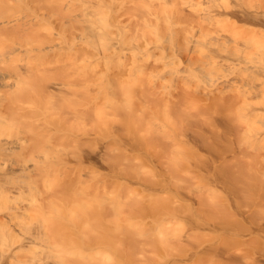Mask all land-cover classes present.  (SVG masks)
<instances>
[{
  "label": "rangeland",
  "instance_id": "rangeland-1",
  "mask_svg": "<svg viewBox=\"0 0 264 264\" xmlns=\"http://www.w3.org/2000/svg\"><path fill=\"white\" fill-rule=\"evenodd\" d=\"M16 1L15 0L13 2L10 1L9 4L12 5V10H11V12H5L4 14L2 12L3 15H0V19H1L0 23L3 20H5L4 21L5 23L7 22V25L9 24L8 21H11V22L13 21V23H14L15 22L14 21V16L15 15L17 16L18 13H19L20 21L22 19V21L24 20L25 22H30V21H32V19L36 20L37 18H40V17L43 16V17H46V19L48 20V23L44 22V24H42V27H40V29L38 30V33L39 32L40 33L39 34L35 33L38 36H40L41 33L46 34L45 38L43 37L44 35L42 36L45 40L42 37L40 38V37L37 36V40H36L37 42L39 41V43H40V40L41 39L43 40V43L41 42L40 45H39L40 47L38 46V44H39L38 43L37 46H35V48H33V46H34L33 44L35 43V45H36V42H34V43L32 42V40L34 41V39H35L34 37H31V38H34V39H31L29 36L26 37L27 35H23L24 40H26L25 44L22 43V42H24L23 39H20L22 41L19 44V38H21L20 36L17 37V38H10L8 35L7 36L6 35H2V36L0 35V37L3 38V39L0 38V63H2L3 61H7L8 62V61L11 60V62H9V64L12 67H14V68L15 67L16 68L19 67L18 71L15 70L16 68L14 69L15 72H16V75H17V72L19 74L21 73L17 81L18 82L19 81L22 82V79L25 80V82H22V83L19 82L18 83L19 86L21 85L20 89L19 88L18 89L14 88L15 87V83H14L15 80H14L13 77L16 76L14 74L15 73L14 70L12 69V67L10 68V65L9 64L7 65V63H4V64H6V65H4V67L1 64V66H0V71H1L0 72V102L3 101L4 103L2 102L0 104V220H2V222L0 223V225H1L0 226V264H3L5 262V259H7V257L13 252H14L13 255L16 256L15 260L19 261L20 263L23 262L24 264H26V263L27 264H34V263H37V264H79V263L88 264L89 262H91L92 264H97V262H98V264H112V263L113 264H133L132 262H134V263L137 262L135 264H140L142 262L144 263V261H145L146 264L147 263L148 264H159V263H161V264H171L173 258L175 259V258H177V257H179L181 255V254H179L180 253V249L178 250L179 244L177 243V239H178L179 235H181V234L183 235L185 233L188 220L191 219L192 217H194V214H196L197 212L198 213L200 212L199 211L200 209L198 210L199 207L196 206L197 204H194L193 210H188V213H190V216H191V212L193 214L191 217L189 216L188 219L185 218V217L188 216L187 213L185 215V211H186L185 210V211L181 212L182 214H180L181 216L178 218L179 220L175 219L174 222H172L170 224L168 223L169 226L166 224L165 228L167 229V231H166V229L163 226H161V227H163V231H162V229H159V230H161L163 232V234L161 233V236H160L159 231H158L159 234L158 233L155 234V235L158 234V236H159L160 240L158 239V236L156 237L157 240H159L158 243L154 242L156 240V239H154V237H155L154 235H153L154 237L153 236L149 237V234H150L149 233L148 237H147L148 231H143V229L146 226H148V225H149L148 227L151 228L153 225L150 226V223H153L154 221H155L153 223L154 225H163V224H159L160 220H161V217H159V215L162 216L161 214H163L165 212V209H162L163 211L160 210V209H155V211H153V213H152V211H150L149 214L150 215L154 214L153 217H151V216L150 217H148V216L146 217V215H149V214H146L145 212H148V211L143 212L145 214H142V212H141L140 215L139 214L137 215L136 213H134V215L136 214V216L132 215V216L129 217V215H127V218L125 217L123 219L121 217L118 220V223L120 222L121 225H122V226L120 225V228H122V229L125 228L126 230H128L129 228L127 226H129V225L128 224L125 225V222L126 223H128V222L130 223V221H131V223H130L131 226H129V227L132 228V229L133 228H135V229L137 228V232H135V233H136V235H138V236L140 235V236L137 237L138 240L136 239V241H137V243H139L138 241L143 242L142 244L139 243V246L141 245L140 249H139V246H138L137 243H135V244L133 243V245H135V248L130 247V246H132L131 242L134 241V239L131 240V242H130L131 244H129L130 246H128V242L127 241L126 242L125 241L124 242H112V240L110 238L113 237V234H115V232L114 233H112V232H113V230L115 231L117 229L115 224H114L115 227L112 224V226L115 228L114 229L111 226V223H110V226L112 227L113 230L112 229L109 230L111 227L108 228L109 222L107 220H105L106 217H104V223L106 225L103 226V227L105 229L103 227H99L100 224L98 223V221H99L100 218L99 219L97 218V216H99V215L97 214L94 217L95 213L94 214L92 213L93 215L92 214L91 215H92L93 219H91L92 220L91 227H90V225H89V227H87L88 231H86V233L83 236L77 237L78 235H76L74 237L80 243L79 245H77L74 242L76 244V246H75L73 241H71V238L67 239V238L70 237L71 229L69 228L68 224H67V226H68L67 228L65 226L67 220L70 223L73 220L72 218H71L72 220H69L70 218H68L69 217V212L71 211V209L68 210V208H70L71 205L73 206L72 203H69V201L71 199L68 196V189L69 188H67V194L65 192H63V191H66V190H63L64 187H63V189L61 188L63 190L62 193H61V191H56V190H59L60 185L61 186L64 185L62 183H65L66 180L67 181L71 180L72 178H74L76 176L75 173H79V172L80 173L83 172L81 174H82L84 180L85 181L87 180V183L89 181L90 182L91 181L95 182L96 179H100L99 177H101V179L104 178L105 181L107 180V185H105V187L103 188L104 190L102 189V191L100 193H98V194H95V192L92 193V191H90L89 192V194H91L90 198L88 199V198H86L87 197L86 196V197H84L82 199L83 201L90 202L92 204V205L91 204L88 205L89 209H90V206L95 207V204H98V203H101V202L109 203V202H113L114 200L115 201L116 200L117 201L120 200L121 203L124 202V203H122L123 205H125V206L129 205L127 207H131V208L135 209L133 206H135L138 203L139 199H141L144 196V195L142 196V193H145V190L143 188H145L146 185H148V183H146V181L152 182L153 180H150L152 178L153 179L157 178V180L159 178L160 179H167L168 182L167 181L166 182L169 184L170 187H172V189L176 186L173 190L169 191L170 193L173 192V193H171L172 196L169 194V192H165L167 195L164 193V195H165L164 196L163 193H161L162 196L160 194L159 195L160 198L161 197L162 198L165 197L164 198L165 201H166V199H169L167 201L173 200L174 198L177 199V197H176L177 195L175 197H173L175 194H177L176 190H182L183 189V192H185V191L188 192L187 189L190 188V186H192L191 183H190V182H192V180H195L194 181L195 184L193 182H192V184H194V185L197 184L196 188L201 187V186L204 187L208 183V181H210V179H211V178L209 179V177H210L209 174H210L211 177L214 178L216 176L217 179H219L221 177L222 178L224 177L223 180L221 178L219 181H217V182H220V184H221V187H219V190L221 191L222 194H224V195L221 194V197H220V198H223V200L221 199V201H220V199L218 200L217 197H216V199H215V200H217L216 202L219 201L218 203H220V202L226 203V199H225L226 198V191H225V189H228L230 187L232 189H235V188L237 189L238 188L240 190L241 195L243 194V196H241L239 202H240V206L242 207V209L246 212V216H247V220L248 221L246 219H244V218L242 219L241 216H236L235 217V219L237 217H239L241 219V222H240L239 219L237 218V221L241 223V224H239L241 226V228L244 225V224H242V222L245 223V226H246V227L244 226L243 228L245 230H247L246 228H247V226L250 225V223L257 222L256 224H259V223H261V220L262 221L264 220V206H263L264 203H259L257 197H255V196L253 198H251L253 195L251 196L249 193L245 194V192H247L246 191L247 189H248L249 192L251 191V189H249V188H252V186L254 187V186L257 185V188L255 187L254 189H258L260 187L259 185H261V187L264 186L263 185L264 183L263 184L260 183V182H264V181L258 180L259 179L258 176H260V174L262 175L260 179H262V178L264 179V165H263L264 164V159L262 158L263 156H258V155H257L258 157L255 156L254 154H257V153H254L255 152L253 150L254 147H252L256 143L261 142V140L264 142V140H263L264 139V92H263L264 91V74H263L264 73V51H263V49H264V33H263L264 24H260V25L259 24L258 25L257 24H248V23L246 24L244 22L235 21L233 19H232V21L225 20V21H223L221 23L216 22L215 24H213L212 26L214 28H212V26H211V28H212L211 30L212 31H210V33L208 32L209 35L204 36V37L207 38L212 33H213V36H221L222 35L221 37H225L224 35L226 34L227 35L225 37L226 41L224 40L225 44L228 47H230V45H231V48H232L233 45L234 46L238 45L240 48H237L238 49L237 52H236V49H234V51H235L234 55H233V53L232 54H226L225 53V55H226L225 57L224 56H221V57L218 56V58L216 59V61L212 65L211 64L207 65L206 63H201L202 68L204 67V69H202L201 66L199 65L200 62L198 63V65L195 64V63L192 64V62H189V56L187 55L188 53H187V50H186V45H184L183 43H180V42L179 43L183 47H181V48L178 47V49L177 48L176 49L179 52V56H180L181 60L179 61V60L176 59L175 62L173 60L175 58L171 56L172 52H171L170 49H168L166 51L167 57L165 59L163 58L164 60H162L161 58H158V57L161 56V49L159 47H156V45L152 48L151 53L149 52L150 55H149V53H147V54L142 56V59L140 58L139 60L136 61L134 59V57H133V53H134L132 51L133 45H130L129 43L122 44L121 50H120V52L118 54V57H116L115 59H109L110 61L106 62V59H105L104 53H103L106 50V46L101 43V41H103V40H101L98 37L95 38L97 42L100 41V42L97 43L98 48H96V51H94L96 56L92 55L91 53H90L91 55L89 54L90 56L94 57L93 59L90 56H88L86 58L81 53V50H78V52L80 51V54H74V55H70V56H69V54L68 55L64 54L63 56L62 55H57L55 57L54 54L51 53V55H50V53H49L48 54L49 56L47 55L46 57H43V58L42 57H38L36 55H33L32 58H30L29 57V55H30L29 50H38V49H40L42 47L43 48H48V49H53L54 47H57V46L60 47L61 46L63 48H66L69 45H71L73 41H75V45L81 47L80 43L82 42L81 40H82V35H83L85 27L83 26L81 21L79 22V20L81 19L80 17H82V15H81L82 12L80 13V10H82V6H84V4H86L87 1H90V2H92L94 4L97 3L96 4L97 8H95V9H97L99 11L97 13L96 12L95 13L98 14V15L100 14L99 15L100 17L103 16V18L113 19L112 17H114L115 15H118V18H119V15H120V19L119 20H121V22H123L122 24H125V25L127 24L130 28H132L134 26L133 22H135V20L133 18H131L129 16L130 13H126L125 10L130 11V10H132V8L136 9L138 7L136 10L142 11V10L146 9L148 4L157 3L156 1H158V0H149V1L148 0H145V1L144 0L143 1L142 0H110V1L109 0H104V1L103 0H97V1L96 0H94V1L93 0H86V1H84V0H69V1L68 0H58V1H61L60 3H61L62 7H59V4H57L58 2L57 3L55 2L58 5V7L60 8V9L58 8L57 12H54V10L52 9V8H54L53 5H51L52 3H54V2H52L53 0H49V2L51 1V4L50 3L48 4V2H47L48 0H40V2H38L39 0H29V1L28 0H25V1L20 0L21 3H19V1L16 3ZM42 1L44 2L45 5L43 4ZM111 1H113V2H111ZM135 1H138V2H135ZM186 1L190 2V4H191L190 8H193L194 6H196V7H194V8H196L195 10H197L199 8L198 9L199 12H202V13L206 12L208 9H213L215 11L220 9V10L223 11V10H225V8L228 9L229 5H231L230 8H229V10H230V9L234 8V7L232 8L233 5L237 4V2L236 3L234 2L235 0H186ZM236 1H238V0H236ZM71 2H73V3H71ZM83 2H84V4H83ZM145 2H148V4L145 3ZM189 2H187V3H189ZM193 2H195V3L193 4ZM232 2L235 3V4L232 5ZM78 3L80 5H77ZM117 3H119V5ZM141 3H143V5H144V3L147 4V5H144V7H143ZM244 3L246 4V6H245ZM261 3H262V1H260V0H247V1L246 0L245 1L244 0L240 1L239 0V4H241L242 7L244 6V8H247V9H253L256 6L264 7L263 3H262V5H260ZM47 4L49 5L50 8L47 7L48 6ZM37 5L39 7H37ZM199 5H200V7H199ZM13 6L14 7L17 6V9H16V7L14 8ZM71 6H72V8H71ZM76 6H78L79 8L76 7ZM98 6H100V7H98ZM128 6L131 9H129ZM237 6L238 5H236V7ZM55 7H56V5H55ZM61 8H63V9H61ZM107 8H108V10H107ZM47 10H49V12H47ZM50 10H53V11H50ZM100 10L103 11V12L101 13ZM28 11L31 13V15H30V13ZM40 11H42V12H40ZM55 11H56V9H55ZM120 11L123 14L120 13ZM39 13H41V14H39ZM47 14H49L50 17ZM78 15H81V16H78ZM11 16H13V17L11 18ZM99 16H98V19H99ZM47 17H49V19ZM70 17L75 19V21H73V23L77 21L76 18H79L78 21L76 22L77 26H76V23H74V24L72 23V20L69 19ZM8 18H9V20H8ZM130 18L133 19L134 21L132 22L130 20ZM11 22L9 24V27H11L10 26ZM64 22H66L68 25H71L72 27L71 26L69 27L66 23L63 25L62 23H64ZM227 22L228 23L231 22V23L228 24ZM80 23L83 26L82 29H81ZM48 24H50V25H48ZM66 25L69 27V28L66 27L67 30L65 28ZM97 25L99 27H103L105 25V23L103 21L99 22L97 20ZM181 25H183V24L177 23V24H175V28L176 29L180 28V27H182ZM61 26H63V27H61ZM79 26H80V28H79ZM8 29H10V28H8ZM51 29H52V31H51ZM71 31H76L77 34H76V32H71ZM114 31L115 32L112 33V35L113 36H117V32L119 30L117 28H114ZM47 32H48L49 35L47 34ZM119 32H121V31H119ZM230 33H231V35H229ZM68 34L70 36H72V37H70ZM31 36H32V34H31ZM50 36H52L53 38L50 37ZM80 36H81V38H80ZM161 36L163 37L164 41L168 40V37H169L168 35L164 36V35L161 34ZM57 37H60V38L57 39ZM242 37H243V39H242ZM38 38H40V39L38 40ZM250 38H252V44H253L254 40L255 41L257 40V42H255L256 45H257V46L255 45V47H257V48L254 47V44L251 45V42L249 44V42L246 41V39H250ZM14 39H16L17 41L14 40ZM52 39H53V41L51 42ZM54 39L55 40L57 39L58 41H56V42H58V43H56L54 41ZM60 39L62 40L61 43H59L61 41ZM27 40L29 41V43H28ZM26 42H27V44H26ZM231 42L233 44H231ZM31 43H33V44H31ZM56 44H58V45H56ZM31 45H33V46H31ZM42 45H44L45 47L42 46ZM165 45H167V44H165ZM15 46L18 47V49L16 50V55H15V56H18V58L15 57L14 54H12V52H9L10 49L14 48ZM16 47L14 49H16ZM209 47L210 46L209 45L206 46L205 43H202L199 46V48H202L203 51H205V52H208ZM252 48H253V51H252ZM14 49H12V51ZM21 50H23V53L21 52ZM185 50H186V52H185ZM182 51H184L185 53L182 52ZM17 52H18L19 55H17ZM8 54H10V56H8ZM72 56L74 58H72ZM234 56H235L236 59L234 58ZM12 57H13V59H11ZM127 57H128V59H127ZM230 57H232V58L230 59ZM61 58H62V60H61ZM97 58L100 61L97 60ZM118 59H120L121 61L120 60L118 61ZM125 59H127V60H125ZM97 61H99L100 63L97 62ZM134 61H136V62L134 63ZM122 62H123V64H126V65H124V66H122V64L120 65V63H122ZM138 62L140 64L144 65V66H149V67L152 66L153 64L155 65L156 63L161 64L160 62H163L166 66H168L167 70H170V69L171 70L169 72H167V74L165 73L166 76L164 77L163 80H161L159 82L160 85L162 84V87L159 88V89L161 91L163 90L162 92H165V91H170L172 93L174 92V95H176L177 93H178L177 95H179V91H180V93L183 91V90L181 91L182 88L180 89V85L182 83H189L188 85L190 86V89H192V87H193L194 89H192V90H194V91L197 90V91L201 92L202 93L201 96H204L206 98V99H204L205 102L212 101L210 99H212L213 97H216L218 95H220V96L223 95L226 98L230 97V96L233 95L232 92L234 90L237 92V91H245V90L253 88L254 91L251 92V94H249V96H248V97L251 96L250 99L249 98L246 99V101H245L246 104H244V106L240 109V111H238V108H235V107H226L227 108L226 109L224 106H220V107L218 106V109L220 108L218 110L217 106H214L215 109L212 110L211 111L212 113H211L210 110L209 111L205 110V107H207V106H205V107L204 106H199V108L202 107L201 110H197L196 109L197 107L193 108V106H188L185 109V112L183 114V115L188 114L187 115L188 117L186 116L187 119H184V121H183V117H185V116H182V115L179 116L180 117L179 119H181V117H182V119H181V121L179 123V125L181 127L179 126V128L180 129L181 128H185V132H187L189 134H194L193 133L194 131L192 133H190L191 132V128H192V130H195V134L194 135H198V133H199L198 137H200L203 142L200 145L199 149H196V151L194 150V153H193V150H186L185 152L187 153V155L183 154V156H182L181 155L182 153H180V156H179V154L176 151V153H175L176 157H178L179 160H184L186 163H188V161H192L193 162L192 159H188L190 157L186 158V156H188V153H189L187 151H191L192 156H194V162L195 161L196 162H201L203 164L207 160L206 158L209 157L210 159H209V161L207 160L208 162L213 163L215 165L218 164L217 172H218V169H219V165L221 164L220 166H224V165L226 166L227 169L224 168V167H222V168L226 169L225 171L228 172L227 174H226V172H224V170L222 168L220 169L219 173H215L214 171H213L214 172L213 173V172L205 171L204 169L193 167V168L196 169V171H194L195 169H193L194 173H193L192 170H190L191 172H189L187 170L188 171L187 172V171H184V170L181 171V169H180L181 172L177 171L176 174L174 173L171 176L170 175L171 174V172H170L171 170L170 171H166V173H165V171L162 172V170H166V169H161L160 170V168H162V167H160V166H162V164H160V162H159L161 160V158H159L160 157L159 155H158L159 157L156 156L157 154H155V153L157 151L156 152H152L153 150L151 151L153 154L149 153L148 155H145L144 153H142V156H141L140 159L146 160V162H144V163L147 164V165L145 164V166L147 168L145 167V170H142V169H144V166H143V168L141 170L134 171L136 173H134V172L131 173L129 170H125V169H117V167H115L116 168L115 169L114 168L115 164H107V163L111 162L112 156H108L109 162L107 161V158L105 160V161H107V163L103 161L104 163H106L107 166L101 161H98V160L96 161V159H91L89 161L87 160V161H85L83 163L79 160V155H80L79 152L81 153L84 149L85 150L87 149L88 151H91L92 148L96 147L94 144L100 146V147L97 146L95 149L100 148L102 150V149H104L105 146L107 147V143H108V147L109 148L106 149V147H105V149L102 150L103 154H109L111 152L112 148H113L114 152H116L115 149H117V148H115V147H120V145L119 144H115L116 142H114V141H118L117 131H115V130H116V127L118 128V126L120 124H122L121 123V119H120L121 116H123L122 114L124 112L127 113L128 111L124 108L125 110L122 111V113H119V111H120L119 107H118V109H116V108H114V109L112 108L111 109L110 108L111 110L114 111L113 112V111H110L109 108L106 109L107 108L106 105H109V106L113 107V104H115V103L112 101L111 102L112 105H110L109 102H110V98L112 100H114V98H115L117 100V103L119 102L121 105L126 106V108H127L128 105L131 102L135 103V101H133L134 98L132 96L136 92H138V88H140L139 90L142 89V87H140L142 84L140 83V85H139V81L136 80L138 82V84H137L135 80L131 79L132 81H129V82H131L134 85L136 84L134 87H132L133 85L131 83L127 82V84L124 85V88H122V86H120V85H117L115 90L118 89L119 92L113 90L114 92H116V93H114V92H112V90L108 89L110 87V85L106 83L105 92H103V93L106 94V92H108V95L106 94L107 95L106 98L101 97V101H100L99 100V96L103 95V93L102 94L99 93L100 89L103 87V86H101L99 88V83L102 84L101 81L99 79L95 78L94 75L93 76H94L95 79L90 77V79H88L87 81L85 79L81 80V78H82L81 75L90 66H94V67H96V69L97 68L99 69V67H101L99 70H102V67H103V69L106 68V64L107 65L111 64L110 66H112L113 69L111 67V68L108 69V71H110V73L113 71V73H114L115 71H117V70H119L120 68H123V67L125 69V67H127V68L130 67L131 68V67H134L135 65L137 66ZM205 64L207 65V67L204 66ZM20 65L24 66L25 68L31 66L32 69L28 68L29 73L32 72L30 74V76H27L28 71L25 70V68L23 69L22 66L20 67ZM115 65H117V67ZM195 65H197V66H195ZM217 67H219V68L217 69ZM258 67H260V68L258 69ZM1 68H3V69H1ZM10 69H12L13 71H11ZM22 69L24 70V74L22 73L23 72ZM240 69L242 70L243 73L240 72ZM243 69L246 70V71H243ZM121 70L122 69H120V71ZM127 70H129V69H126V71ZM205 70H207V71H205ZM254 70H256V71H254ZM68 73H69V75L65 76ZM117 73H119V72H116V74ZM248 74L250 75V77H249ZM252 75H254V76H252ZM80 76H81V78H80ZM9 78H10V80H9ZM20 78H22V79H20ZM84 80H85V82H84ZM17 81H16V84H17ZM83 82H84V84H83ZM261 84H262V86H260ZM97 85H98L99 89L96 87ZM48 86L49 87L51 86V87L49 88ZM257 87H260L261 89L257 88ZM14 89H16V90H14ZM125 89H126V92H125ZM130 90L132 91V96L130 98H128L130 96V94H131ZM9 91H10V94H9ZM90 91H92L91 94H90ZM86 92H88V93H86ZM11 93L12 94L14 93L15 95L14 94L11 95ZM118 93H120V94H118ZM86 94H88V95H86ZM120 95H122V97H125V98H122ZM126 98H128L130 101L128 99H126ZM131 98H133V99H131ZM124 99L126 101H128V102H125L123 104L122 102H124V101H122V100H124ZM104 100H105L106 103L104 102V104H103L102 102ZM97 101H99L98 106H99V104H101L103 109L105 107V110H107L105 112H109V113L111 112L110 114L112 116L109 115V113H106L109 116L105 115L106 117H110L111 116L109 119L107 118V120H109V123H111V124L107 123L108 121L105 122L106 121L105 118H104L105 120H104V123H103V122H101L102 121L100 119L101 117H98V118L96 117V115H95L96 112L93 109H95V106L97 105ZM10 104H11V106H10ZM116 105L117 104H115V106ZM130 105H129V108H127L128 110H130ZM12 106L15 108V109H13L15 111L12 110ZM7 108H10L11 112H9L10 109H7ZM16 108H18V109L16 110ZM89 108H92L93 113H90V111H92V110H89ZM233 108H234V110H233ZM229 109L233 110L234 112L233 111L230 112ZM115 111H117V113L120 114V118L118 117L119 116L118 114L115 115ZM162 111L163 110H161V113H162ZM229 112L231 114H235V116L234 115H233L234 117L231 116V114ZM87 113L90 116H88ZM99 114L103 115L101 113H99ZM99 114H97V115L100 116ZM115 116L118 117V118H116ZM241 116H242L243 119L241 118ZM239 118L242 119L241 122L239 121ZM98 119H100L101 121L98 120ZM115 119H117L116 120L117 122L115 121ZM196 119H198L199 123L197 122ZM221 119H223L224 121H219ZM175 120L177 121L178 119H175ZM187 120H188V122H186ZM189 120H191L192 122H190ZM237 122L240 125L239 124L237 125ZM191 123H193V124H191ZM200 123H201V125H200ZM227 123H228V126H227ZM106 124L108 125V127L106 126ZM33 125H35V127H37V128H34ZM212 125H213V127H212ZM221 125H223V126H221ZM31 126H32V128H31ZM148 126H150V123H149ZM206 126H209V127H206ZM214 127H216V128H214ZM29 128H30L31 131L29 130ZM119 128H118V130H121V128L120 129ZM149 128H152V126H150ZM223 128L224 129L227 128V129L224 130V132H223V130H222ZM32 130H34V131H32ZM98 130H99V132H98ZM140 130H141L140 132L143 133L142 134L143 139L145 138L144 140L148 141L146 139V136L147 135L150 136V134H147V135L145 134V131L147 129L144 131L141 128ZM38 131L40 132V134H39ZM234 131H236V133ZM149 132L150 131H146V133H149ZM211 132H213V133H211ZM225 132H228L227 136L225 135V137H223V135L226 134ZM232 132H233V134H232ZM239 132L243 135L244 139L242 138L241 134L239 135ZM34 133L35 134L37 133V134L35 135ZM114 133H116L117 140L114 139L115 138ZM150 133H152V132H150ZM214 133H215V136H214ZM219 133L221 134L220 135L221 137L219 135H216V134H219ZM234 133H235V137L236 138L234 137ZM122 135H124V133ZM125 135L127 136V134H125ZM216 136H218L220 139L216 138ZM49 137H51V138H49ZM87 137H89V138L91 137L90 138L91 140H89ZM98 137H99V139H98ZM204 137H206V138H204ZM226 137L229 140H227ZM228 137H230V138H228ZM233 137L235 138V140H234ZM237 137L238 138L241 137V138L238 139ZM127 139L129 140V141L126 140L127 142H129L128 145L131 146V142L133 143V140L129 139L128 136H127ZM225 139H226V141H225ZM237 139L241 143L244 144V145L242 144L243 145L242 146V145H240V142H239L238 146L240 145L241 148L245 147L246 149L245 148L244 149L246 151L245 150L243 152L241 151L242 153L239 152V150H242V149H240V146L236 147L237 146L236 143L238 141ZM242 139H243V141H242ZM110 140H111V142H110ZM206 140L208 142V147H209L210 144H211V146H213V148L211 147V149H209L210 148L209 147L208 150H213L214 149L213 152L214 151L217 152V153H213V155L215 154L214 156H216V157H213V155H211L212 151L209 152L207 150V148H206V146H207ZM220 140H222L223 142L220 141ZM229 141H231L232 143H229ZM234 141H235V143H234ZM35 142H37L36 144H38V143H40V144H38V146H36V145L33 146L32 149L27 147V146L32 147L33 143H35ZM73 142H74V145H73ZM263 142H262V144H264ZM79 143H80V145H77ZM112 143H114V144H112ZM117 143H119V142H117ZM212 143H213V145H212ZM235 144H236V146H235ZM230 145H232V146H230ZM1 146H2V148H1ZM3 146H6V147H3ZM23 146L25 147V149L27 147V149L25 151H27L28 149H30L31 151L28 150L29 152H27V153L25 151H22L23 150L22 149ZM84 146L87 147V148H85ZM102 146H103V148H101ZM224 146H225V148H223ZM12 147H13V149H12ZM88 147H89V149H88ZM14 149H16V150L19 149L21 152L20 151L17 152ZM227 149L229 151H227ZM12 150H14V151H12ZM250 150H251V154L254 155V156L246 154L247 151L250 152ZM77 151H78V153H77ZM22 152H25V153L22 154ZM114 152H113V156H115ZM119 152H121V150H119ZM126 152H128L129 154H132L131 157L133 159V160L130 159L129 162L126 161L127 165H128V163L130 164L131 162H132L131 164H133V162H135V163L140 162L139 160L135 159L136 158V153L135 152H131L130 150H127ZM180 152H183V151L181 150ZM220 152H222V153H220ZM228 152H229V155H232V156H229ZM238 153L241 154V155L243 154L242 157ZM24 154H25V157L27 156V161L25 159H24V161L27 164L26 165L27 169H31V171H29L30 173H28V171H26V172L24 171L23 172V170H18L21 167H23V165L25 164L24 161L22 160V157H21V156H24ZM134 154H135V156H134ZM204 155L207 156V157L204 158L205 157ZM244 155L248 156V157H245ZM19 156L21 157V159L19 158ZM192 156H191V158H193ZM217 156H218V158H217ZM219 156H221V158ZM251 156H252V158H251ZM25 157H23V158H25ZM104 157H106V155H104ZM109 157H111V159ZM153 157H155V158H153ZM226 157L227 158L229 157L228 158L229 160ZM230 157L233 158L232 162H234V163L230 162L231 161ZM253 157H255V158H253ZM57 158L65 160V164H62L58 168L52 169V170L48 171L45 174L42 173L40 175L39 172H38L39 175L36 174V171L34 170L36 168V167H34V164H35L36 161H39V162L40 161L41 162H51L53 159H54L53 161H56ZM114 158L115 157H113V160H112L111 163L115 162ZM214 158H216V159L213 160ZM153 159H159V161H157V160L154 161ZM167 159L170 160L171 158L167 157ZM167 159H166V162H167ZM203 159H204V161H202ZM252 159H253V162H252ZM255 159H259L260 162L262 161L263 163L261 162L262 163L261 164L259 162V160H257V162H256ZM134 160H136V161H134ZM163 160H165V159L163 158ZM222 160H224V161H222ZM250 160H251V163H250ZM207 161H206V163H207ZM226 161H227V163L229 162L228 163L229 165H227ZM98 162H100V163H98ZM157 162L160 164V166H159V164ZM172 162H173V160H172ZM235 162H236V164L238 163V166L235 164ZM22 163H24V164L22 165ZM164 163H165V161H164ZM167 163H165V165ZM252 163L255 164V165L253 164L254 167L251 166ZM138 164H137V166H138ZM140 164H142V160H141ZM128 166H130V165H128ZM132 166H134V165H132ZM230 166H232V167H230ZM242 166H244V168ZM248 166H250L251 168L248 167ZM260 166H261V168L258 169V167H260ZM231 168H233V170ZM252 168H254L253 171H251ZM14 170H16L17 173L21 172L20 173L21 175L23 174L22 177H21L20 174L18 176H17V174L16 175L14 174V176H16L14 178L16 180H18V181L15 180V181L9 182L7 179H4L2 177L4 174L12 173ZM32 170L35 172L36 175H32V173H34ZM7 171H9V172H7ZM251 172L252 173L254 172L253 175L256 178L255 177L252 178L253 175H251L252 174ZM255 172H256V174H255ZM186 173L187 174L191 173V175H189L190 177H185V176H188ZM24 174H25V176H24ZM29 174H31L32 176H30V177L26 176V175H29ZM192 174H195V176L192 175ZM214 174H215V176H214ZM217 174H218V176H217ZM202 175H203V178H202ZM204 175H206L205 176L206 181L208 179L206 184L203 183V181L205 182ZM178 176H180V177H178ZM19 177H21V178H19ZM182 177H184L186 179V181ZM175 178L178 179V180H176ZM190 178H191V181H189ZM20 179H22V180H20ZM182 179L184 181L183 185H182ZM201 179H203V180H201ZM229 180H231V182ZM251 180L254 181V182H251ZM171 181H173L172 184H171ZM187 181H189L188 183H190L189 186H187V184H185ZM178 182H181V184H180V186L178 185V189H177ZM222 182L223 183L226 182V184H223ZM20 183H21V185H20ZM173 183L175 184L174 186H173ZM228 183L230 185L232 183V186H230ZM23 184H25L24 185L25 187L22 186ZM202 184H204V185H202ZM249 184H250V187L248 186ZM194 185H193V189H195ZM20 186H22V187L19 188ZM185 186L187 187L186 190H184ZM126 187L131 188L130 189L131 192H129V190H128L129 188H127L128 191H126V189L123 190V188H126ZM181 187H182V189H180ZM233 187H235V188H233ZM243 187H244L245 191L243 190ZM247 187H249V188H247ZM134 188H135V190H137V193L134 190ZM122 190L125 191V192L123 193ZM132 190H134V191H132ZM103 191H105V192L107 191V193H106L107 195L105 193H103ZM241 191H243V192H241ZM50 192H52L51 194L57 193L58 195L60 194L61 196L60 195L58 196V195L55 194L58 197L53 199L54 200L53 202H49V200H48L49 198L46 199L47 197L45 196V194L48 193V196L50 197V194H49ZM134 192H135V194H132ZM64 193L66 195H64ZM94 194H95V196H94ZM42 195L44 197H46V198H43ZM96 195H98V198H97ZM122 195L125 198L124 201H123L124 198H123ZM246 195H248L250 197H248V196L246 197ZM93 196L96 197L97 200L98 199H101V200H98L99 201L98 202L97 200H94L95 198H93V200H94L93 201L92 200ZM166 196L167 197L169 196V197L167 198ZM243 197H244V199H243ZM43 199L45 201L48 200L47 202L50 203V205H49L50 207H47L46 210H44V211H39L38 208H34L35 210L32 211L30 205H32L34 207L33 203H35V204L37 203L35 205V207H36V206H38V204L40 205L41 203L44 202ZM143 199H144V197L142 198V201H143ZM31 200H33V201H31ZM77 201L79 202V201H81V199L77 200ZM126 201H127V203H126ZM244 201H246V202L244 203ZM247 201H249V202H247ZM78 202L77 203L75 202V203L79 204ZM130 202H134V203L131 204ZM256 202H257V205H256ZM121 203H119V204H121ZM139 203H141V200L139 201ZM69 204H71V205H69ZM157 204L158 203H156V206L160 205V203H159V205H157ZM198 205H200V204L198 203ZM74 206H75V204H74ZM33 207H32V209H33ZM75 207L78 208L77 211H80L81 213L80 212L79 213L82 214V211H83L81 209L82 207H80V206L79 207L75 206ZM24 208H29L31 211H29L28 213H25V214L22 215L20 213H22ZM196 208H197V210H196ZM72 209H75V208L73 207ZM201 209H203L202 206H201ZM132 211H134V210H132ZM132 211L130 210V212H132ZM136 211H134V212H136ZM202 211L200 213L203 214ZM12 212L17 213V214L19 213L20 216H22L23 218L20 217V220H18L17 217H13V218L9 217ZM88 212H87V214H88ZM91 212H93V211H91ZM128 212H127V214H128ZM130 212H129V214H130ZM154 212H158L159 215H158V213H154ZM72 214L73 215L71 217H73V218L76 217L77 218L78 214L74 213V211H73ZM131 214H133V212ZM165 214H166V212H165ZM165 214H163V216L167 215V214L166 215ZM183 214L185 215V217H183L184 216ZM75 215H77V216H75ZM91 215L88 214V218ZM143 215H144V217H143ZM154 216L156 218L157 217L158 218L156 219ZM145 217H146V219H143ZM232 217L234 218V216H232ZM232 217H231V219H232ZM66 218H67V220H66ZM21 219H22V222H20ZM149 219H152L151 222L149 224H147V225H145L143 223L145 225V227H142L141 226V224H142L141 221L143 220V222L144 221L147 222ZM251 219L254 220V221H252ZM136 220H138V222H136ZM156 220H158V221H156ZM232 220L234 221V219H232ZM4 221H6V222H4ZM73 221H76V220H73ZM106 221L108 222V225H107ZM184 221L186 223V226L183 224ZM3 222H4V224H3ZM140 222H141V224H139ZM132 223H134V224L132 225ZM41 224H46V226L50 228V232H48L49 234L46 237H43L40 242L35 243V242L31 241L30 231H33L34 229L38 228ZM62 224H64V227L61 226ZM177 224H180V226H177V228H176L175 225H177ZM140 226H141V228H140ZM14 227L15 228L17 227L19 230H21L22 228H23V230L25 228L26 229H25V231H22V232L20 231L19 232V230L16 228L17 229V232H16L17 234H15L16 237H14V236L9 237L7 235V233L11 232L13 229H15ZM170 227H171V229L168 231V228H170ZM28 228H30V229H28ZM68 228L70 229V231H69L70 234L68 236H66ZM157 228H160V227L157 226ZM65 229H66V232H65ZM132 229H129V230H132ZM174 229L175 230L178 229V231H175ZM141 230H142L143 233L142 234H137V233H141ZM152 230H149V231H152ZM132 231L134 232V229ZM172 231H173V234L171 235L170 233H172ZM198 231H199V233H198ZM105 232H107V233H105ZM120 232H123V231H120ZM168 232H169L170 235L167 234ZM241 232H242V230H241ZM246 232H248V231H246ZM117 233H119V232H117ZM212 233L213 232H210L208 230H201V231H200V229L199 230H194V231H192L191 240H192V242H197L198 241V243L205 242V240L207 242V241H209L207 239L213 237ZM164 234L165 235L167 234V235L165 236ZM203 234H205V235H203ZM99 235L107 236V237H104L108 241L106 243V245H105L106 247L104 246V248H103V250H105V252L104 251L102 252L101 251L102 249L100 250L101 251V253H100V251L98 252V250L95 251V250H88L87 248H84V245H82V242H84L83 241V237L84 236H85V238L88 236L87 239L89 238L88 240L91 241V242L93 241V243H94L95 241H97L96 237H98ZM133 235H134V233H133ZM136 235H134V236H136ZM201 235H203V239L201 238ZM216 235H217V233H216ZM141 236L146 238V240L143 237H141ZM167 236L169 237L168 240H170L171 238L173 240H171V242H169L167 240V238H168ZM204 236L207 237V238H205ZM208 236H210V237H208ZM223 236L224 235H222L221 237H223ZM248 236L249 235H244V236H240V237H237V238L242 239V238L246 237L245 238L246 241H244V242L250 241V243H251V241H252L251 238L252 237L250 238ZM162 237L166 238V240L164 239L165 242L168 241V243H166L167 246L162 241L163 240ZM225 237H226V235H225ZM225 237H224V239L227 238L226 242H228V239H229V241L233 244V246H235L234 245V244H236L235 241H237L238 239L235 240L233 238L235 240L233 242L232 240H230L231 238H229V237L225 238ZM256 237L258 239H261L262 236H255V238L253 237L254 238V240H253L254 242L257 241ZM141 238H143L146 242L148 241L147 238H150V239L152 238L154 240L153 241H148L147 243H144L145 241L143 239H141ZM247 238H249V239L247 240ZM88 240H87V242L89 243ZM261 240L263 241L264 238L262 237ZM261 240H259L260 244L262 242ZM172 241H173V243L176 246L174 244H173L174 246L171 245ZM259 241H257L256 244L259 247L264 248V245H259L258 244ZM150 242H154L156 244V246L157 245L158 246L154 247L155 244L152 243L154 249L151 248L152 250L151 249L149 250V247L152 246V244H150ZM230 242H228V244ZM250 243H246L247 245H245V244L240 245L239 248H241V250H245L244 247L245 248L248 247L247 250H251L252 249V251H253V248L250 249V246H251ZM168 244L171 247H175V248L171 249L173 251L169 250V252H173L174 254L173 253H171V254L167 253L168 252L167 248L169 247ZM85 245L87 247V244H85ZM143 246H144V248H143ZM77 247H78V249H77ZM164 247H165V249H164ZM127 248L128 249L130 248L128 253L126 251ZM170 248H168V249H170ZM261 248H258V250L261 249ZM118 249L120 251H122V252H120L121 254L119 253ZM132 249H134L133 250L134 252L132 251ZM79 250L85 252L84 254L83 253L79 254L81 259H83L84 256H86V257L88 256L89 257L90 256L89 252L92 254L95 251L94 254L96 256L94 254L91 255L92 259H94L93 258L94 256H95V259L92 260V261H88L89 258L88 259H84V261L86 260L88 263L86 261L84 262L81 259H79V260L76 259L78 257L76 255L81 252ZM130 250L132 251L131 254H133V256L135 255L136 258H137V256L139 257V255H140V257L138 258L139 260L138 259L136 260V258H133L129 254L131 252ZM138 250H140V252ZM241 250H239V251H241ZM247 250H245V251H247ZM107 252L108 253L111 252V254H109V256H107L108 255ZM74 253H76V254L74 255ZM122 253H123V257H122ZM138 253H140V254H138ZM145 253L146 254L148 253V254L145 255ZM163 253L165 254V256H164ZM102 254L104 255V258H103ZM81 255H83V256H81ZM110 255H111V257H110ZM124 255H125V257H124ZM143 255H145L146 257L143 256ZM150 255L154 256L153 258H154L155 261L153 260L152 256H150ZM142 256L144 258H147L146 259L147 261ZM203 256L204 255L198 256L199 258L195 257L191 261H182L183 263L181 261H179V263H177L178 262L177 261L174 264H185L186 262H187L186 264H188V263L189 264H194V263L200 264V262L202 263V261H203L202 264H210L207 260H206V262L204 260H201L203 258ZM80 257H78V258H80ZM127 257H129L128 258L129 261L127 260ZM131 257H132V259H130ZM141 257L143 258L144 261L141 260V262H140ZM148 257H150V259ZM151 258H152V260H151ZM204 258H205V256H204ZM121 259L123 260V262H121L122 261ZM157 259H159V261H161V262H159ZM196 259H197V261H195ZM95 260H97V261H95ZM12 261H14V260H12ZM28 261H30V262L28 263ZM73 261L76 262V263H74ZM93 261H94V263H93ZM110 261H112V262H110ZM216 262L219 263V261H216ZM91 263H89V264H91Z\"/></svg>",
  "mask_w": 264,
  "mask_h": 264
},
{
  "label": "bare ground",
  "instance_id": "bare-ground-1",
  "mask_svg": "<svg viewBox=\"0 0 264 264\" xmlns=\"http://www.w3.org/2000/svg\"><path fill=\"white\" fill-rule=\"evenodd\" d=\"M10 1H14V0H0V15H3L5 12H11V10H12V5H10L9 3H10ZM16 1V0H15ZM19 1V3H21L20 2V0H17L16 1V3ZM23 1H25V0H23ZM29 1V0H28ZM69 1V0H68ZM84 1H86V0H84ZM94 1V0H93ZM97 1V0H96ZM104 1V0H103ZM110 1V0H109ZM143 1V0H142ZM145 1V0H144ZM149 1V0H148ZM241 1V0H240ZM245 1V0H244ZM247 1V0H246ZM260 1H262V3L264 4V0H260ZM33 2V1H32ZM38 2H40V0L38 1ZM43 2V1H42ZM46 2V1H45ZM48 2V4L50 3L51 4V1L49 2V0L47 1ZM52 2H54V3H52L51 5H53V7L54 8H52L53 10H54V12H57V10H58V8L59 7H62L61 6V1H58V0H53ZM59 4V7H58V5L56 4ZM111 2H113V1H111ZM121 2V1H120ZM135 2H138V1H135ZM157 3H152V4H148V2H145V3H147L148 4V6L146 7V9L145 10H142V11H139V10H136V9H133L132 8V10H130V11H127V10H125L126 11V13H130L129 14V16L131 17V18H133L134 20H135V22H133L134 20L133 19H131L130 18V20L134 23V26L132 27V28H130L127 24L125 25V24H122L123 22H121V20H119L120 19V15H119V18H118V15H115L114 17H112L113 19H109V18H103V16L102 17H100L98 14H96L99 10H97V9H95V8H97L96 7V4H94V3H92V2H90V1H87L86 2V4H84V2H83V4H84V6H82V10H80V13H81V15H82V17H80L81 19L79 20V22L81 21L82 22V24H83V26L85 27V29H84V32H83V35H82V42L80 43V46L81 47H79V46H77V45H75V41H73L72 42V44L71 45H69L68 47H66V48H63V47H54L53 49H48V48H40V49H38V50H29V53H30V55H29V57L30 58H32V56L33 55H36V56H38V57H46L49 53H50V55H51V53L52 54H54L55 55V57L57 56V55H68L69 54V56L70 55H74V54H80V51L78 52V50H81V53L87 58L88 56H90L91 54L92 55H95V53H94V51H96V48H98V46H97V43L98 42H100V41H96V39L95 38H100L101 40H103V41H101V43L102 44H104L105 46H106V50L103 52L104 53V57H105V59H106V62H108V61H110L109 59H115L116 57H118V54H119V52H120V50H121V47H122V44H126V43H129L130 45H133V47H132V51L134 52L133 53V57H134V59L137 61V60H139L140 58L142 59V56L143 55H145V54H147V53H151V50H152V48L156 45V47H159L160 49H161V56L160 57H158V58H161L162 60H164L166 57H167V54H166V51L168 50V49H170L171 50V52H172V57H174L175 59H173L174 60V62H175V60L177 59V60H181L180 59V56H179V52H178V47H183V46H181V44L180 43H183L184 45H186V50H187V55L189 56V62H192V64L193 63H195V64H197L198 65V63H199V65L201 66V68H202V65H201V63H206L207 65L208 64H213L215 61H216V59L218 58V56H226L225 55V53L226 54H232L233 53V55H234V49H236V52H237V48H240L238 45L237 46H232V48H231V45H230V47H228L226 44H225V37L227 36L226 34L224 35L225 37H221V36H213V33L212 34H210V36L209 37H204V36H207V35H209L208 34V32L210 33V31H212L211 29L212 28H214L212 25L213 24H215L216 22H219V23H221V22H223V21H225V20H230V21H232V19L233 20H235V21H239V22H244V23H248V24H264V7H258V6H256V7H254L253 9H247V8H244V6L242 7L241 6V4H239V0L238 1H234L235 3L237 2V4L236 5H238L237 7H236V5H233V4H235V3H233L232 2V8L233 9H230L229 10V8H230V6L231 5H229V7H228V9L227 8H225V10H220V9H218L217 11H215V10H213V9H208L206 12H204V13H202V12H199V8L197 9V10H195L196 8H194V7H196V6H194L193 8H190V6H191V4H190V2L189 1H186V0H158V1H156ZM187 2H189V3H187ZM243 2V1H242ZM34 3V2H33ZM71 3H73V2H71ZM75 3V2H74ZM109 3V2H108ZM107 3V4H108ZM144 3V5H147V4H145ZM195 2H193V4H194ZM262 3L260 4V5H262ZM40 4V3H39ZM43 4H44V2H43ZM47 4V5H48ZM110 4V3H109ZM118 5H119V3H117ZM116 4V5H117ZM142 4V6L144 7V5H143V3H141ZM192 4V5H193ZM245 4V3H244ZM23 5V4H22ZM35 5V4H34ZM45 5V4H44ZM46 5V6H47ZM55 5H56V7H55ZM64 5V4H63ZM77 5H80L79 3L77 4ZM82 5V4H81ZM140 5V4H139ZM138 5V6H139ZM259 5V6H260ZM102 6V5H101ZM245 6H246V4H245ZM14 7V6H13ZM16 7V9H17V6H15ZM14 7V8H15ZM37 7H39L38 5H37ZM47 7H49V5L47 6ZM76 7H78V6H76ZM98 7H100V6H98ZM134 7V6H133ZM199 7H200V5H199ZM50 8V7H49ZM48 8V9H49ZM71 8H72V6H71ZM74 8V7H73ZM79 8V7H78ZM128 8L129 9H131L129 6H128ZM15 9V10H16ZM38 9V8H37ZM55 9H56V11H55ZM60 9V8H59ZM61 9H63V8H61ZM77 9V8H76ZM75 9V10H76ZM106 9V8H105ZM116 9V8H115ZM53 10H50V11H53ZM107 10H108V8H107ZM220 10V11H219ZM38 11V10H37ZM43 11V10H42ZM42 11H40V12H42ZM66 11V10H65ZM101 11V10H100ZM124 11V12H125ZM139 11V12H138ZM203 11V10H202ZM2 12H3V14H2ZM13 12V11H12ZM29 12V11H28ZM47 12H49V10H47ZM96 12V13H95ZM103 11H101V13H102ZM14 13V12H13ZM30 13V12H29ZM68 13V12H67ZM105 13V12H104ZM120 13H122L121 11H120ZM125 13V14H126ZM8 14V13H7ZM39 14H41V13H39ZM123 14V13H122ZM121 14V15H122ZM30 15H31V13H30ZM48 16H49V14H47ZM51 15V14H50ZM65 15V14H64ZM71 15V14H70ZM81 15H78V16H81ZM29 16V15H28ZM46 16V15H45ZM72 16V15H71ZM98 16H99V19H98ZM13 16H11V18H12ZM24 17V16H23ZM50 17V16H49ZM49 17H47L48 19H49ZM60 17V16H59ZM69 17V16H68ZM31 18V17H30ZM58 19V18H57ZM70 20H72V23H73V21H75V19H73V18H69ZM78 19L79 18H76V20L78 21ZM1 20V19H0ZM8 20H9V18H8ZM26 20V19H25ZM30 20V19H29ZM97 20L99 21V22H104L105 23V25L103 26V27H99L98 25H97ZM101 20V21H100ZM5 20H3L1 23H0V35L2 36V35H8L10 38H17V37H21V38H19V44H20V42L22 41V40H20V39H23L24 40V38H23V35H27L26 37H34V38H31V39H34V41L32 40V42L34 43V42H36V45H35V43L33 44V43H31V44H33V45H31V46H33V48H35V46H37V44L39 43V41L37 42L36 40H37V36L38 35H36V34H39L38 33V30L40 29V27H42V24H44V22H47L48 23V20L46 19V17H40V18H37L36 20H33L32 19V21H30V22H25L24 20L22 21V19H21V21H20V18H19V13L17 14V16L15 15L14 16V23H13V21L11 22V21H8V23L10 24V22H11V27H9V24L7 25V22L5 23L4 22ZM76 21V22H77ZM24 22V23H23ZM76 22H74V23H76ZM13 23V24H12ZM66 22H64V23H62L63 25L65 24ZM73 23V24H74ZM131 23V22H130ZM177 23H180V24H183V25H181L182 27H180V28H175V24H177ZM228 23V22H227ZM231 23V22H230ZM230 23H228V24H230ZM235 23V22H234ZM4 24V25H3ZM67 24V23H66ZM82 24L80 23V26H81V29H82ZM7 25V26H6ZM48 25H50V24H48ZM68 25V24H67ZM65 26V28L66 27H70L71 25H68V26ZM75 26V25H74ZM76 26H77V23H76ZM80 26H79V28H80ZM211 26H212V28H211ZM215 26V25H214ZM61 27H63V26H61ZM68 27V28H69ZM72 27V26H71ZM218 27V26H217ZM8 28H10V29H8ZM114 28H117L119 31H121V32H117V36H113L112 35V33H114L115 31H114ZM58 29V28H57ZM60 30V29H59ZM66 30H67V28H66ZM71 30V29H70ZM69 30V31H70ZM215 30V29H214ZM51 31H52V29H51ZM65 31V30H64ZM244 31V30H243ZM71 32H76V31H71ZM226 32V31H225ZM36 33V34H35ZM69 33V32H68ZM244 33V32H243ZM247 33V32H246ZM245 33V34H246ZM263 33H264V30H263ZM31 34H32V36H31ZM35 34V35H34ZM42 34V35H41ZM40 34V36H38V37H42L43 35V37L45 38V35L46 34H44V33H41ZM47 34H48V32H47ZM53 34V33H52ZM76 34H77V32H76ZM161 34L162 35H168L169 37H168V40L167 41H164L163 40V37L161 36ZM219 34V33H218ZM222 34V33H221ZM224 34V33H223ZM34 35V36H33ZM49 35V34H48ZM69 35V34H68ZM220 35V34H219ZM229 35H231V33L229 34ZM228 35V36H229ZM70 36V35H69ZM79 36V35H78ZM42 37V38H43ZM50 37H52V36H50ZM49 37V38H50ZM70 37H72V36H70ZM245 37V36H244ZM0 38H2V37H0ZM40 38H38V40L40 39ZM43 38V39H44ZM53 38V37H52ZM58 38H60V37H57V39ZM68 38V37H67ZM80 38H81V36H80ZM230 38V37H229ZM247 38V37H246ZM254 38V37H253ZM3 39V38H2ZM5 39V38H4ZM29 39V38H28ZM55 40L54 39V41L56 42V41H58V40ZM242 39H243V37H242ZM251 39V40H250ZM250 39H246V41L247 42H249V44H250V42H251V45H253L254 44V47H255V45H256V43L255 42H257V40L255 41L254 40V42H253V44H252V38H250ZM14 40H16V39H14ZM42 40V39H41ZM40 40V43L42 42L43 43V40L41 41ZM45 40V39H44ZM61 40V39H60ZM59 40V41H60ZM225 40V41H224ZM17 41V40H16ZM25 41L26 40H24V42H22L23 44H25ZM28 41V40H27ZM31 41V40H30ZM53 41V39L51 40V42ZM68 41V40H67ZM70 41V40H69ZM182 41V42H181ZM260 41V40H259ZM46 42V41H45ZM54 42V43H55ZM62 42V40L59 42V43H61ZM180 42V43H179ZM28 43H29V41H28ZM40 43L38 44V46L40 45ZM56 43H58V42H56ZM202 43H205L206 44V46L207 45H209L210 47H209V49H208V52H205V51H203V49L202 48H199V46L202 44ZM239 43V42H238ZM261 43V42H260ZM26 44H27V42H26ZM165 44H167V45H165ZM182 44V45H183ZM231 44H233L232 42H231ZM259 44V43H258ZM10 45V44H9ZM51 45V44H50ZM56 45H58V44H56ZM178 45V46H177ZM180 45V46H179ZM236 45V44H235ZM42 46H44V45H42ZM177 46V47H176ZM245 46V45H244ZM257 46V45H256ZM16 47V46H15ZM14 47V48H15ZM40 47V46H39ZM45 47V46H44ZM246 47V46H245ZM263 47V46H262ZM14 48H12V49H14ZM37 48V47H36ZM177 48V49H176ZM255 48H257V47H255ZM12 49H10V51L9 52H12V54H14V56L16 55V50L18 49V47H16V49H14L13 51H12ZM155 49V48H154ZM184 49V48H183ZM182 49V50H183ZM157 50V49H156ZM186 50H185V52H186ZM180 51V50H179ZM207 51V50H206ZM249 51V50H248ZM252 51H253V48H252ZM263 51H264V49H263ZM21 52L23 53V50H21ZM25 52V51H24ZM154 52V51H153ZM182 52H184V51H182ZM184 52V53H185ZM91 53V54H90ZM150 53H149V55H150ZM183 53V54H184ZM249 53V52H248ZM90 54V55H89ZM124 54V53H123ZM17 55H19L18 54V52H17ZM130 55V54H129ZM239 55V54H238ZM8 56H10V54H8ZM13 56V57H14ZM49 56V55H48ZM96 56V55H95ZM125 56V55H124ZM230 56V55H229ZM13 57L11 58V59H13ZM15 57H17L18 58V56H15ZM90 57H92V59L94 58L93 56H90ZM184 57V56H183ZM228 57V56H227ZM67 58V57H66ZM72 58H74L73 56H72ZM78 58V57H77ZM99 58V57H98ZM97 58V60H99ZM164 58V59H163ZM232 57H230V59H231ZM234 58H235V56H234ZM242 58V57H241ZM65 59V58H64ZM101 59V58H100ZM127 59H128V57H127ZM127 59H125V60H127ZM236 59V58H235ZM239 59V58H238ZM61 60H62V58H61ZM66 60V59H65ZM120 59H118V61H119ZM123 60V59H122ZM124 60V61H125ZM130 60V59H129ZM220 60V59H219ZM13 61V60H12ZM46 61V60H45ZM52 61V60H51ZM50 61V62H51ZM56 61V60H55ZM64 61V60H63ZM88 61V60H87ZM100 61V60H99ZM99 61H97V62H99ZM121 61V60H120ZM136 61H134V63L136 62ZM9 62H11V60L10 61H3L2 63H0V66H1V64L3 65V67H4V65H6V64H4V63H7V65L9 64ZM31 62V61H30ZM92 62V61H91ZM105 62V63H106ZM126 62V61H125ZM140 62V61H139ZM137 63V66L135 65L134 67H125V69H124V67L123 68H120V69H122L121 71H120V69L119 70H117V71H115L114 73H113V71L110 73V71H108V69L109 68H111L112 66H110L111 64H106V68H104L103 69V67H102V70H99L101 67H99V69L97 70L96 69V67H94V66H90L89 68H87V70L86 71H84V73L81 75L82 76V78H81V76H80V78H81V80L82 79H85L86 81L88 80V79H90V77L91 78H94V76H95V78H97V79H99L100 81H101V83L102 84H100L99 83V88L101 87V86H103L101 89H100V91H99V93H103V92H105V86H106V83L107 84H109L110 85V87L108 88V89H110V90H112V92H114L113 90H115V88L117 87V85H120V86H122V88H124V85L125 84H127V82L128 83H131V82H129V81H132V80H137V81H139V85H140V83L142 84L140 87H142V89L141 90H139L140 88H138V92H136L133 96H132V91L130 92L131 94H130V96L128 97V98H130L131 96L134 98H131V99H133V101H135V103H130L129 105H130V110H128L127 108H129V105H128V107L126 108V106H123V105H121L119 102L117 103V100L114 98V100H112L110 97V105H112V101L115 103V104H117L116 106H115V104H113V107H111V106H109V105H106V109H114V108H116V109H118V107H119V113H122V111H124L125 109L128 111L127 113H123L122 115L123 116H121V118H120V114L119 113H117V111H115V115H119L118 117L121 119V123L123 124H120L119 126H118V128L120 127L121 128V130H118V128L116 127V130L115 131H117V135H118V137L116 136V133H114V135H115V138L114 139H116L117 140V138H118V141H114V142H116L115 144H119L120 145V147H115V148H117V149H115V151L116 152H114V150H113V148L111 149V154L109 153V154H103V151L102 150H104L105 149V147H104V149H100V148H98V149H95L98 145H96V144H94L96 147L95 148H92L90 145V147L92 148H90L91 149V151H88L87 149L84 151H82L81 149V153L79 152V160L83 163V162H85V161H89V160H91V159H96V161L98 160V161H101V162H106L107 163V161L109 162V160H108V156H112V159H111V157H109L110 159H111V162H112V160H113V157H115L114 159V163H107V164H115V166H114V168L115 167H117V169H125V170H129L131 173H133L134 171H138V170H141L142 168H143V166H144V169H142V170H145V164L146 163H144V162H146V160H143V159H140L141 158V156H142V153H144L145 155H148L149 153H151V154H153L152 152H156L155 154H157L156 156H158L159 158H161V160L159 161V159H153L154 161L155 160H157V161H159L160 162V164H162V166H160V164H159V166L160 167H162V168H160V170L161 169H166V170H162V172H164L165 171V173H166V171H170L171 172V176L175 173L176 174V172L178 171V172H181L182 170H184V171H189V172H191L190 170H192L193 171V169H195V168H193V167H196V168H200V169H204L205 171H209V172H215V173H219L220 172V169L222 168V167H224V168H226V166L224 165V166H220L219 165V169H218V172H217V166H218V164H213V163H210V162H208L209 161V157H207V156H203L204 158H206L207 160V163H206V161H205V163H201V162H194V156H192V154H191V151H187V152H189L188 153V156H186V158H188V157H190V158H188V159H192L193 160V162L192 161H188V163H186L184 160H179V158L178 157H176V155H175V153H176V151H177V153L179 154V156H180V153H182L181 155L183 156V154H185V155H187V153L185 152L186 150H193V153H194V150L196 151V149H199L200 148V145L202 144V140H201V138L200 137H198V135H199V133H198V135H194L195 134V130H192V128H191V132L190 133H192L193 131V133L194 134H189V133H187V132H185V128H179V123H180V121H181V119H182V117H181V119H179L180 117V115H182V116H185V117H183V121H184V119H187V115L188 114H185V115H183L184 114V112H185V109L188 107V106H193V108L194 107H197L196 109L197 110H201V108H199V106H207V107H205V110L206 111H209L210 110V112L212 111V110H214L215 109V107L214 106H217V109H218V106L220 107V106H224L225 108L226 107H235V108H238V111H240V109L244 106V104H246L245 103V101H246V99H250V97H248L249 96V94H251V92H253L254 90H253V88H251V89H248V90H245V91H233L232 92V96H230V97H224L223 95H218V96H216V97H213L212 99H210V100H212V101H209V102H205V100L204 99H206L204 96H201L202 95V93L201 92H199V91H194V90H192V89H194L193 87H192V89H190V86L188 85L189 83H180L181 85H180V89H181V93H180V91H179V95H174V92L172 93V92H170V91H165V92H162L159 88H161L162 87V84L160 85V81L161 80H163L164 79V77L166 76L165 75V73L167 74V72H169L170 70H167V67L168 66H166L163 62H160L161 64H159V63H156L155 65L153 64L152 66H144V65H142V64H140V63ZM100 63V62H99ZM98 63V64H99ZM240 63V62H239ZM122 64V66H124V65H126V64H123V62L122 63H120V65ZM147 64V63H146ZM190 64V63H189ZM204 65L205 67H207V65ZM10 65V64H9ZM151 65V64H150ZM197 65H195V66H197ZM22 65H20V67H21ZM83 66V65H82ZM89 66V65H88ZM108 66V67H107ZM116 67H117V65H115ZM217 66V65H216ZM6 67V66H5ZM12 66L10 65V68H11ZM23 67V69L25 68L24 66H22ZM115 67V68H116ZM194 67V66H193ZM215 67V66H214ZM16 68V67H15ZM14 67H12V69L14 70L15 69ZM19 68V67H18ZM18 68H16L15 70L16 71H18ZM28 68H31V66L30 67H27V68H25V70H27L28 71ZM199 68V67H198ZM197 68V69H198ZM219 67H217V69H218ZM260 67H258V69H259ZM1 69H3V68H1ZM12 69H10L11 71H13ZM22 69V73L24 74V70ZM32 69V68H31ZM30 69V70H31ZM112 69H113V67H112ZM118 69V68H117ZM126 69H129V70H127L126 71ZM202 69H204V67L202 68ZM209 69V68H208ZM207 69V70H208ZM5 70V69H4ZM15 70H14V72H15ZM189 70V69H188ZM207 70H205V71H207ZM214 70V69H213ZM243 71H246V70H244L243 69ZM254 71H256V70H254ZM1 72V71H0ZM26 72V71H25ZM116 72H119V73H117L116 74ZM121 72V73H120ZM172 72V71H171ZM240 72H242V70L240 69ZM7 73V72H6ZM10 73V72H9ZM27 73V72H26ZM28 73H29V71H28ZM27 73V76H30V74L32 73V72H30L29 74ZM243 73V72H242ZM5 74V73H4ZM12 74V73H11ZM15 75H16V72L14 73ZM19 73L17 72V75L16 76H14L13 78H14V80H15V87L14 88H21L19 85H18V83L19 82H21V81H17L18 80V78H19V76H20V74L18 75ZM119 74V75H118ZM246 74V73H245ZM264 74V73H263ZM8 75V74H7ZM69 75V73L67 74V75H65V76H68ZM79 75V74H78ZM94 75V76H93ZM243 75V74H242ZM249 75V74H248ZM169 76V75H168ZM247 76V75H246ZM252 76H254V75H252ZM248 77V76H247ZM249 77H250V75H249ZM248 77V78H249ZM4 78V77H3ZM94 78V79H95ZM20 79H22V78H20ZM27 79V78H26ZM93 79V80H94ZM132 79V80H131ZM168 79V78H167ZM252 79V78H251ZM7 80V79H6ZM9 80H10V78H9ZM85 80H84V82H85ZM92 80V81H93ZM144 80V81H143ZM16 81H17V84H16ZM90 81V80H89ZM136 81V83L138 84V82ZM141 81V82H140ZM143 81V82H142ZM9 82V81H8ZM22 82H25V80H23L22 79ZM21 82V83H22ZM84 82H83V84H84ZM50 84V83H49ZM132 84V83H131ZM130 85V84H129ZM133 86L132 87H134L135 85L134 84H132ZM260 86H262V84L260 85ZM49 87V86H48ZM51 87V86H50ZM49 87V88H50ZM91 87V86H90ZM97 88H98V85L96 86ZM164 87V86H163ZM11 88V87H10ZM88 88V87H87ZM98 88V89H99ZM257 88H260V87H257ZM52 89V88H51ZM89 89V88H88ZM96 89V88H95ZM131 89V88H130ZM261 89V88H260ZM14 90H16V89H14ZM87 90V89H86ZM122 90V89H121ZM137 90V89H136ZM135 90V91H136ZM115 91H118V89L117 90H115ZM140 91V92H139ZM15 92V91H14ZM84 92V91H83ZM111 92V91H110ZM119 92V91H118ZM124 92V91H123ZM125 92H126V89H125ZM264 92V91H263ZM86 93H88V92H86ZM92 93V91H90V94ZM114 93H116V92H114ZM121 93V92H120ZM120 93H118V94H120ZM255 93V92H254ZM262 93V92H261ZM9 94H10V91H9ZM14 94V93H13ZM12 93H11V95H13ZM17 94V93H16ZM95 94V93H94ZM106 94L108 95V92H106ZM105 93H103V95L102 96H99V100L101 101V97H103V98H106L107 97V95H106ZM125 94V93H124ZM128 94V93H127ZM126 94V95H127ZM257 94V93H256ZM15 95V94H14ZM86 95H88V94H86ZM85 95V96H86ZM123 95V94H122ZM122 95H120L121 97H122ZM226 95V94H225ZM254 95V94H253ZM263 95V94H262ZM84 96V97H85ZM15 97V96H14ZM88 97V96H87ZM89 98V97H88ZM122 98H125V97H122ZM128 98H126V99H128ZM210 98V97H209ZM16 99V98H15ZM14 99V100H15ZM19 99V98H18ZM129 100V99H128ZM13 101V100H12ZM122 101H124V102H122L123 104L125 103V102H128V101H126L125 99L124 100H122ZM130 101V100H129ZM3 102V101H2ZM2 102H0V104L2 103ZM104 102H105V100L102 102L103 104H104ZM4 103V102H3ZM98 103H99V101H97V105L95 106V109H93L97 114H99V113H101V114H103V115H100V116H98L96 113H95V115H96V117L98 118V117H101L100 119L102 120H100V119H98V120H100L101 122H103L104 123V120L106 119V121L105 122H107V123H109V120H107V118L109 119L112 115L109 113V112H105V111H107V110H105V107H104V109H103V107L101 106V104H99V106H98ZM101 103V102H100ZM106 103V102H105ZM108 103V104H109ZM94 104V103H93ZM127 105V104H126ZM10 106H11V104H10ZM91 106V105H90ZM135 106V107H134ZM249 106V105H248ZM94 107V106H93ZM102 107V108H101ZM6 108V107H5ZM11 108V107H10ZM10 108H7V109H10ZM125 108V109H124ZM223 108V107H222ZM224 108V109H225ZM13 109H15L13 106H12V110ZM18 108H16V110H17ZM110 109V111H113V110H111ZM115 109V110H116ZM220 109V108H219ZM218 109V110H219ZM227 109V108H226ZM249 109V108H248ZM89 110H92V108H89ZM93 110L92 111H90V113H93ZM161 110H163L162 111V113H161ZM195 110V109H194ZM196 110V111H197ZM233 110H234V108H233ZM233 110H231V109H229V111L231 112V111H233ZM9 111V110H8ZM13 111H15V110H13ZM109 111V110H108ZM9 112H11V109H10V111ZM114 112V111H113ZM164 112V113H163ZM198 112V111H197ZM202 112V111H201ZM229 112V113H230ZM234 112V111H233ZM86 113V112H85ZM105 113V114H104ZM106 113H109V115H111L110 117H106V116H109L108 114H106ZM212 113V112H211ZM210 113V114H211ZM217 113V112H216ZM231 114V113H230ZM84 115V114H83ZM82 115V116H83ZM87 115H88V113H87ZM106 115V116H105ZM235 116V114H231V116ZM88 116H90V115H88ZM92 116V115H91ZM187 116V117H186ZM233 116V117H234ZM116 117V116H115ZM118 117H116V118H118ZM217 117V116H216ZM215 117V118H216ZM105 118V119H104ZM213 118V117H212ZM232 118V117H231ZM241 118H242V116H241ZM112 119V118H111ZM175 119H178L177 121L175 120ZM243 119V118H242ZM242 119H240L239 118V121L241 122V120ZM117 119H115V121H116ZM197 120V122L199 123V121H198V119H196ZM214 120V119H213ZM112 121V120H111ZM190 122H192L191 120H189ZM202 121V120H201ZM219 121H224L223 119H221V120H219ZM218 121V122H219ZM235 121V120H234ZM117 122V121H116ZM169 122V123H168ZM186 122H188V120L186 121ZM149 123H150V126H152V128H149L150 126H148L149 125ZM204 123V122H203ZM202 123V124H203ZM206 123V122H205ZM229 123V122H228ZM228 123H227V126H228ZM109 124H111V123H109ZM187 124V123H186ZM191 124H193V123H191ZM209 124V123H208ZM219 124V123H218ZM239 123L237 122V125H238ZM190 125V124H189ZM200 125H201V123H200ZM224 125V124H223ZM223 125H221V126H223ZM240 125V124H239ZM106 126L108 127V125L106 124ZM226 126V127H227ZM242 126V125H241ZM33 127L34 128H37V127H35V125H33ZM39 127V126H38ZM181 127V126H180ZM185 127V126H184ZM193 127V126H192ZM206 127H209V126H206ZM212 127H213V125H212ZM240 127V126H239ZM243 127V126H242ZM31 128H32V126H31ZM115 128V127H114ZM119 128V129H120ZM139 128V129H138ZM145 129L146 131H150V132H152V133H146V131H145V134L147 135V134H150V136H146V139L148 140V141H145L144 139H143V136H142V134L143 133H141L140 131V129ZM155 128V129H154ZM214 128H216V127H214ZM229 128V127H228ZM246 128V127H245ZM103 129V128H102ZM152 129V130H151ZM202 129V128H201ZM227 129V128H226ZM226 129H222L223 130V132H224V130H226ZM240 129V128H239ZM238 129V130H239ZM29 130H30V128H29ZM37 130V129H36ZM241 130V129H240ZM263 130V129H262ZM31 131V130H30ZM32 131H34V130H32ZM47 131V130H46ZM125 131V132H124ZM213 131V130H212ZM233 131V130H232ZM39 132V131H38ZM98 132H99V130H98ZM103 132V131H102ZM128 132V133H127ZM140 132V133H139ZM209 132V131H208ZM222 132V131H221ZM220 132V133H221ZM231 132V131H230ZM235 133H236V131H234ZM259 132V131H258ZM97 133V132H96ZM124 133V135L125 134H127V136L129 137V139H132L133 140V143L131 142V146H129L128 145V143L129 142H127V141H129L128 139H127V136L125 135H122ZM205 133V132H204ZM211 133H213V132H211ZM216 134V135H221V134ZM226 134H224L223 135V137H225V135L227 136V133L228 132H225ZM235 133H234V137H235ZM35 134V133H34ZM37 134V133H36ZM35 134V135H36ZM39 134H40V132H39ZM46 134V133H45ZM108 134V133H107ZM232 134H233V132H232ZM238 134V133H237ZM241 133L239 132V135H240ZM263 134V133H262ZM242 135V134H241ZM207 136V135H206ZM214 136H215V133H214ZM237 136V135H236ZM42 137V136H41ZM56 137V136H55ZM75 137V136H74ZM117 137V138H116ZM126 139H125V138ZM221 137V136H220ZM222 137V138H223ZM233 137V138H234ZM49 138H51V137H49ZM81 138V137H80ZM89 140H91L89 137H87ZM123 138V139H122ZM204 138H206V137H204ZM216 138H219L218 136H216ZM221 138V139H222ZM228 138H230V137H228ZM236 138V137H235ZM235 138H234V140H235ZM238 138V137H237ZM239 138H241V137H239ZM238 138V139H239ZM242 138H243V135H242ZM98 139H99V137H98ZM125 139V140H124ZM220 139V138H219ZM226 139H227V137H226ZM226 139H225V141H226ZM237 139V140H238ZM244 139V138H243ZM243 139H242V141H243ZM50 140V139H49ZM71 140V139H70ZM101 140V139H100ZM99 140V141H100ZM123 140V141H122ZM127 140V141H126ZM209 140V139H208ZM218 140V139H217ZM224 140V139H223ZM227 140H229V139H227ZM264 140V139H263ZM72 141V140H71ZM87 141V140H86ZM98 141V142H99ZM219 141V140H218ZM220 141H222V140H220ZM254 141V140H253ZM81 142V141H80ZM84 142V141H83ZM97 142V143H98ZM109 142V141H108ZM110 142H111V140H110ZM117 142H119V143H117ZM125 142V143H124ZM206 142H207V140H206ZM223 142V141H222ZM240 141L238 140L237 141V146H236V144H235V146L236 147H239L240 145H242L243 143H241L240 142V145L238 146V143H239ZM262 140H261V142H258V143H256L254 146H252V147H254L253 148V150L255 151L254 153H257V154H254L255 156H263L262 158L264 159V144H262ZM37 142H35V143H33V145H32V147H30V146H27V147H29L30 149H32L33 148V146H38V144H40V143H38V144H36ZM91 143V142H90ZM102 143V142H101ZM210 143V142H209ZM229 143H232L231 141H229ZM234 143H235V141H234ZM264 143V142H263ZM3 144V143H2ZM1 144V145H2ZM5 144V143H4ZM84 144V143H83ZM87 144V143H86ZM93 144V143H92ZM106 144V143H105ZM112 144H114V143H112ZM206 144V143H205ZM254 144V143H253ZM27 145V144H26ZM73 145H74V142H73ZM77 145H80V143L79 144H77ZM76 145V146H77ZM212 145H213V143H212ZM233 145V144H232ZM232 145H230V146H232ZM244 145V144H243ZM242 145V146H243ZM86 146V145H85ZM84 146V147H85ZM206 146V145H205ZM248 146V145H247ZM3 147H6V146H3ZM27 147H26V149H27ZM79 147V146H78ZM98 147H100V146H98ZM210 147V148H209ZM209 147H208V142H207V146H206V148H207V150H208V148L209 149H211V147L213 148V146H211V144L209 145ZM216 147V146H215ZM214 147V148H215ZM235 147V148H236ZM1 148H2V146H1ZM8 148V147H7ZM19 148V147H18ZM80 148V147H79ZM85 148H87V147H85ZM101 148H103V146L101 147ZM107 148H109L108 147V143H107V147H106V149ZM144 148V149H143ZM153 148V149H152ZM223 148H225V146L223 147ZM233 148V147H232ZM231 148V149H232ZM234 148V149H235ZM245 148V147H244ZM243 147L241 148V146H240V149H242V150H239V152H243L245 149H244ZM5 149V148H4ZM12 149H13V147H12ZM17 149V148H16ZM16 149H14L15 151H17V152H19L20 150L18 149V150H16ZM23 149V150H22ZM22 151H25L26 149H25V147L23 146L22 147ZM30 149H28L29 151H31ZM88 149H89V147H88ZM100 149V150H99ZM229 149V148H228ZM227 149V151H229ZM230 149V150H231ZM238 149V148H237ZM236 149V150H237ZM8 150V149H7ZM14 150H12V151H14ZM25 151L26 153L27 152H29V151ZM119 150H121V152H119ZM127 150H130L131 152H135L136 153V158L135 159H137V160H139L140 162H138V163H135V162H133V164H129L128 163V165H130V166H128L126 163V161H130V159H132V157H131V155L132 154H129L128 152H126ZM153 150V151H152ZM182 150L183 152H180V151ZM203 150V149H202ZM214 150V149H213ZM213 150H208L209 152H211L212 154L211 155H213V153H217V152H213ZM218 150V149H217ZM152 151V152H151ZM179 151V152H178ZM222 151V150H221ZM246 151V150H245ZM21 152V151H20ZM25 152H22V154L23 153H25ZM113 152H114V155L115 156H113ZM185 152V153H184ZM241 152V153H242ZM16 153V152H15ZM14 153V154H15ZM77 153H78V151H77ZM117 153V154H116ZM119 153V154H118ZM220 153H222V152H220ZM253 153V152H252ZM191 154V155H190ZM219 154V153H218ZM239 154V153H238ZM247 155L249 154V155H252L251 154V150H250V152L249 151H247V153H246ZM104 155H106V157H104ZM117 155V156H116ZM184 155V156H185ZM215 155V154H214ZM213 155V157H216V156H214ZM228 155H229V152H228ZM239 155H241V154H239ZM243 155V154H242ZM242 155H241V157H242ZM254 155H252V156H254ZM134 156H135V154H134ZM153 156V155H152ZM191 156L193 157V158H191ZM227 156V155H226ZM229 156H232V155H229ZM238 156V155H237ZM245 156V155H244ZM252 156H251V158H252ZM257 156V157H258ZM22 157V160L24 161V159L27 161V156L25 157V154H24V156H21ZM21 157L19 156V158L21 159ZM23 157H25V158H23ZM78 157V156H77ZM165 159V160H163V158ZM167 157H170L171 159L169 160V159H167ZM220 158H221V156H219ZM239 157V156H238ZM245 157H248V156H245ZM106 158H107V161H105L106 160ZM134 158V157H133ZM139 158V159H138ZM153 158H155V157H153ZM217 158H218V156H217ZM227 158V157H226ZM229 158V157H228ZM227 158V159H228ZM231 158V163H234V162H232V160H233V158L232 157H230ZM253 158H255V157H253ZM166 159H167V162H166ZM216 158H214L213 160H215ZM235 159V158H234ZM21 160V161H22ZM54 160V159H53ZM51 161V162H39V161H36L35 162V164H34V167H36L34 170L36 171V174H38V172H39V174L41 175L42 173H47L48 171H50V170H52V169H56V168H58L60 165H62V164H65V160H63V159H60V158H57V160L56 161ZM133 160V159H132ZM141 160H142V164H140L141 163ZM172 160H173V162H172ZM229 160V159H228ZM256 160V162H257V160H259V159H255ZM93 161V160H92ZM134 161H136V160H134ZM164 161H165V163H167L166 165H165V163H164ZM202 161H204V159L202 160ZM222 161H224V160H222ZM103 162V163H104ZM162 162V163H161ZM252 162H253V159H252ZM259 162H260V160H259ZM258 162V163H259ZM262 162V161H261ZM260 162V163H261ZM24 163H25V161H24ZM24 163H22V165L24 164ZM98 163H100V162H98ZM102 163V164H103ZM106 163H104L105 165H106ZM136 165H135V164ZM144 163V164H143ZM156 163V164H157ZM226 163H227V161H226ZM225 163V164H226ZM229 163V162H228ZM227 163V165H229ZM250 163H251V160H250ZM263 163V162H262ZM261 163V164H262ZM103 164V165H104ZM137 164H138V166H137ZM223 164V163H222ZM235 164H236V162H235ZM234 164V165H235ZM254 163H252V167H254V165H253ZM260 164V165H261ZM21 165V166H22ZM27 164L25 163L24 165H23V167H21L20 169H18V170H23V172L25 171H28V173H30L29 171H31V169H27V166H26ZM132 165H134V166H132ZM147 165V164H146ZM237 166H238V163L236 164ZM258 165V164H257ZM264 165V164H263ZM107 166V165H106ZM109 166V165H108ZM245 166V165H244ZM244 166H242L243 168H244ZM247 166V165H246ZM259 166V165H258ZM262 166V165H261ZM261 166L260 167H258V169H260L261 168ZM112 167V166H111ZM149 167V166H148ZM230 167H232V166H230ZM240 167V166H239ZM238 167V168H239ZM248 167H250V166H248ZM110 168V167H109ZM147 168V167H146ZM224 168H222L223 170H224V172H226L225 170L227 169H224ZM234 168V167H233ZM233 168H231L232 170H233ZM241 168V167H240ZM246 168V167H245ZM251 168V167H250ZM111 169V168H110ZM116 169V168H115ZM180 169H181V171H180ZM229 169V168H228ZM247 169V168H246ZM249 169V168H248ZM253 169L254 168H252L251 169V171H253ZM17 170V169H16ZM16 170H14L12 173H7V174H4L2 177L4 178V179H7L9 182H11V181H15L16 179L14 178V177H16V176H14V174L16 175L17 174V176L21 173V172H16ZM17 170V171H18ZM150 170V169H149ZM216 170V171H215ZM263 170V169H262ZM33 171V170H32ZM78 171V170H77ZM83 171V170H82ZM152 171V170H151ZM150 171V172H151ZM187 171V172H188ZM194 171H196V169L194 170ZM194 171H193V173H194ZM228 171V170H227ZM249 171V170H248ZM7 172H9V171H7ZM34 172V171H33ZM140 172V171H139ZM213 172V173H214ZM223 172V171H222ZM262 172V171H261ZM32 173V172H31ZM81 173H83V172H81ZM80 172L79 173H75L76 174V176L74 177V178H72L71 180H69V181H65V183H62V184H64V185H60V188H59V190H56V191H61V193H62V191L63 190H66V191H63V192H65L66 194H67V188H69L68 189V196H69V198H71L70 199V201H69V203H72L73 204V206L71 205V204H69V205H71V207L70 208H68V210L69 209H71V211L73 210L74 211V213H76V214H78V216L77 215H75V216H77V218L75 217V218H73V217H71L73 214V211L71 212H69V217L68 218H70L69 220H76V221H71V223L67 220V218H66V224H65V226H66V228L69 226V228L71 229V231H70V229L68 228V231H67V235L66 236H68L69 234H70V232H71V234H70V237L69 238H67V239H70L71 238V241H73V243L75 242L77 245H79L80 243H79V241L77 240V239H75L74 237L76 236V235H78L77 237H80V236H83L85 233H86V231H88V228L87 227H89V225H90V227H91V224H92V220L91 219H93L92 218V215L94 214V217L98 214L99 216H97V218L99 219V221H98V223L100 224L99 225V227H103V226H105L106 224L104 223V217H106L105 218V220H107L108 222H109V226H108V228L109 227H111L112 226V224H113V226H114V224H115V226L117 227V229L114 231L113 229H112V227L109 229V230H113V232L112 233H114L115 232V234H113V237H111L110 239L112 240V242H128V246H130L129 244H131L132 243V246H130V247H133V248H135V245H133V243L135 244V243H137V241H136V239L138 240V238L137 237H139L138 235H136V233L135 232H137V228L135 229V228H133L134 229V232L132 231L133 229L132 228H130L129 226H131L130 225V223H131V221H130V223L128 222V223H126L125 222V225H129V226H127L129 229H132V230H126L125 228H120V225H121V223L119 222L118 223V220L122 217V219L123 218H127V215H129V217L130 216H132V215H134V213H136L137 215L139 214L140 215V213L142 212V214H149V212L150 211H152V213H153V211H155V209H160V210H162V209H165V212H166V214H165V212L163 213V214H165L166 216H163V214H161L162 216H160L159 215V213L158 212H154V213H158V215H159V217H161V220H160V223L159 224H163V225H154L153 223L155 222H153V223H150L151 222V220L152 219H149L147 222L146 221H144L143 222V220L141 221L142 222V224L144 223L145 225H147V224H149L150 223V226H152L151 228L150 227H148V226H146L145 227V225L143 224H141V222L139 223V224H141V226L142 227H145L144 229H143V231H148V233H147V237H148V234H149V237L151 236H153L154 237V239H156L157 240V236H158V234L160 233V236H161V233L163 234V227L165 228L166 227V224L168 225V223L170 224V223H172V222H174V220L175 219H177V220H179L178 218L181 216L180 214H182L181 212L182 211H185V215H186V213H187V217H185V215L183 216V217H185L186 219H188V217L190 216V213H188V210H193V206H194V204H197L196 206H198L199 208H198V210L201 212L202 210V212H203V214L202 213H196V214H194V217H192L191 219H189L188 220V222H187V227H186V230H185V233L181 236V235H179L178 236V239H177V243L179 244V247H178V250L180 249V253L179 254H181L179 257H177V258H173L172 259V263L171 264H174L175 262H177V263H179V261H191V260H193L195 257L197 258L198 256H202V255H204L205 256V258H204V256H203V258L201 259V260H204L205 262H206V260L210 263V264H213L214 262V264H264V248H261V247H259L257 244H256V242L257 241H259V240H261L262 239V237L264 238V220L262 221L261 219V223H259V224H256L257 222H254V223H250V225L249 226H247V230H245L243 227L245 226V223H243L242 222V224H244L243 225V229L241 228V226L239 225V224H241L240 222H241V219L239 218V217H237L238 219H239V221L240 222H238L237 221V218L235 219V217L236 216H241L242 217V219L244 218V219H246L247 220V216H246V212L242 209V207L240 206V198H241V196H243V194L241 195V193H240V190L238 189H236L235 187H233V188H235V189H232L231 187L230 188H228V189H225V191H226V203H222V202H220V203H218V202H216L217 200H215L216 199V197H217V199L219 200L220 199V201H221V199L223 200V198H220L221 197V191L219 190V187H221V184H220V182H217V181H219L221 178H219V179H217V177L215 176V174H214V178L213 177H211V175L209 174V179H210V181H208V179H207V181H208V183H207V181H206V179H205V176L206 175H204V180H205V182L203 181V183L204 184H206L204 187L203 186H201V187H198V188H196V186H197V184L196 185H194L195 183H194V181L195 180H192V182L194 183V184H192V182H190L191 183V185L192 186H190V188H188L187 189V187L185 186V188H184V190H188V192L187 191H185V192H183V189H182V187L180 188V189H182V190H176V193L177 194H175L173 197H175L176 195V197H177V199L176 198H174L173 200H170V201H167V200H169V199H166V201H165V197H159V195L161 194V193H163V195H164V193L165 192H169V191H171V190H173L172 189V187H170L169 186V184L167 183L168 182V180L167 179H158L157 180V178L156 179H150V180H153L152 182H148V181H146V183H148V185H146V187L145 188H143L144 190H145V193H142V196L144 197V199H143V201H142V198L141 199H139V201L141 200V203H139V201H138V203L135 205V206H133L135 209H133V208H131V207H127V206H129V205H127V206H125V205H123L122 203H124V202H120V200H114L113 202H109V203H103V202H101V203H98V204H95V207H92V206H90V209L88 208V205H90L91 203L90 202H86V201H83L82 199L84 198V197H86V198H90V195L91 194H89V192L90 191H92V193L93 192H95V194H98V193H100L101 191H102V189L105 187V185H107V180L105 181L104 180V178L103 179H101V177H99L100 179H96V181L94 182V181H89L88 183H87V180L85 181L84 180V178H83V176H82V174H81ZM134 173H136V172H134ZM228 172H226V174H227ZM252 173V172H251ZM35 174V172L34 173H32V175H36ZM38 174V175H39ZM79 174V175H78ZM85 174V173H84ZM183 174V173H182ZM187 174V173H186ZM225 174V173H224ZM254 174V172L251 174V175H253ZM255 174H256V172H255ZM21 175V174H20ZM23 175V174H22ZM22 175H21V177H22ZM31 174H29V175H26V176H32ZM180 175V174H179ZM184 175V174H183ZM188 176H185V177H190L189 175H191V173L190 174H187ZM192 175H194L195 176V174H192ZM229 175V174H228ZM24 176H25V174H24ZM201 176V175H200ZM217 176H218V174H217ZM220 176V175H219ZM222 176V175H221ZM226 176V175H225ZM261 174H260V176H258L259 177V179L258 180H260V181H264V179L262 180V179H260L261 178ZM21 177H19V178H21ZM85 177V176H84ZM178 177H180V176H178ZM255 176L253 175L252 176V178H254ZM18 178V177H17ZM155 178V177H154ZM182 178H184V177H182ZM193 178V177H192ZM202 178H203V175H202ZM207 178V177H206ZM224 178V177H223ZM223 178H222V180H223ZM229 178V177H228ZM232 178V177H231ZM256 178V177H255ZM24 179V178H23ZM172 179V178H171ZM176 179V178H175ZM185 179V178H184ZM20 180H22V179H20ZM26 180V179H25ZM176 180H178V179H176ZM188 180V179H187ZM201 180H203V179H201ZM253 180V179H252ZM251 180V182H254V181H252ZM16 181H18V180H16ZM71 181V182H70ZM167 181V182H166ZM174 181V180H173ZM173 181H171V184H172V182ZM185 181H186V179H185ZM189 181H191V178H190V180ZM189 181H187L185 184H187V186H189V184L190 183H188ZM230 182H231V180H229ZM69 182V183H68ZM94 182V183H93ZM202 182V181H201ZM69 185H68V184ZM150 183V184H149ZM175 183V182H174ZM173 183V186L175 185ZM223 183V182H222ZM233 183V182H232ZM232 183H231V185L230 186H232ZM258 183V182H257ZM260 183H264V182H260ZM170 184V185H171ZM180 184H181V182H178V184H177V189H178V185L180 186ZM184 184V181H183V179H182V185ZM204 184H202V185H204ZM223 184H226V182L225 183H223ZM20 185H21V183H20ZM25 184H23L22 186L23 187H25L24 186ZM67 187H66V186ZM193 185H194V187H195V189H193ZM264 185V184H263ZM17 186V185H16ZM19 186V185H18ZM22 186H20L19 188H21ZM199 186V185H198ZM225 186V185H224ZM249 187H250V184L248 185ZM260 187L258 188V189H254L255 187L257 188V185L256 186H252V188H249V187H247V188H249V189H251V191L249 192L248 191V189L246 190L247 192H245V194L246 193H249L252 197L251 198H253L254 196L255 197H257V199H258V202L259 203H264V186H262L261 187V185H259ZM63 187H64V189H63ZM66 187V188H65ZM229 187V186H228ZM246 187V186H245ZM63 190H62V189ZM127 188H129V187H126V188H123V190L124 189H126V191H128L129 190V192H131V188H129L128 190H127ZM226 188V187H225ZM61 189V190H60ZM191 189V190H190ZM242 189V188H241ZM22 190V189H21ZM104 190V189H103ZM122 190V191H123ZM134 190H135V188H134ZM134 190H132V191H134ZM190 190V191H189ZM243 190L245 191V189H244V187H243ZM55 191V190H54ZM53 191V192H54ZM121 191V192H122ZM136 191V193H137V190H135ZM125 191H123V193H124ZM241 192H243V191H241ZM52 192H50L49 194H50V197L48 196V193L47 194H45V196L47 197H44L43 195V198H46V199H48L49 200V202H53L54 200L53 199H55L56 197H58L59 195L57 194V193H53V194H51ZM64 193V195H66ZM103 193H107V191L105 192V191H103ZM171 193H173V192H171ZM170 192H169V194L172 196V194H171ZM58 195V196H56V195ZM95 194H94V196H95ZM121 194V193H120ZM132 194H135V192L134 193H132ZM166 194V193H165ZM107 195V194H106ZM124 195V194H123ZM122 195V196H123ZM128 195V194H127ZM167 195V194H166ZM222 195H224V194H222ZM61 196V195H60ZM71 196V197H70ZM89 196V197H88ZM92 197V200H93V198H95L94 200H97L96 199V197ZM97 196V198H98V195H96ZM101 196V195H100ZM161 196H162V194H161ZM165 196V195H164ZM170 196V197H171ZM248 195H246V197H247ZM167 197V196H166ZM169 197V196H168ZM167 197V198H168ZM248 197H250V196H248ZM116 198V197H115ZM121 198V197H120ZM123 198H124V196H123ZM122 198V199H123ZM81 199V201H77V200H80ZM107 199V198H106ZM121 199V200H122ZM161 199V200H160ZM164 199V200H163ZM176 199V200H175ZM243 199H244V197H243ZM255 199V198H254ZM44 200V199H43ZM48 200H44V202L43 203H41L40 205L38 204V206H36L35 207V205L37 204H35V203H33V205H34V207L32 206V205H30L31 206V210L33 211V210H35L34 208H38V210L39 211H44V210H46V208L47 207H50L49 205H50V203L49 202H47ZM93 200V201H94ZM98 200H101V199H98ZM97 200V201H98ZM125 200V198L123 199V201ZM31 201H33V200H31ZM78 202L79 204H76V203ZM81 202V203H80ZM99 202V201H98ZM136 202V201H135ZM246 201H244V203H245ZM247 202H249V201H247ZM49 203V204H48ZM119 203H121V204H119ZM126 203H127V201H126ZM131 204L132 203H134V202H130ZM156 203H158L157 205H159V203H160V205L159 206H156ZM198 203L203 207V209H201V206L200 205H198ZM258 203V204H259ZM31 204V203H30ZM74 204H75V206H80V207H82L81 209L83 210L82 211V214H80L81 212L80 211H77L78 210V208H76L75 206H74ZM86 204V205H85ZM130 204V205H131ZM68 205V206H69ZM92 205V204H91ZM256 205H257V202H256ZM263 205V204H262ZM264 206V205H263ZM32 207H33V209H32ZM75 208V209H72V208ZM92 207V208H91ZM30 208V207H29ZM29 208H24V210L22 211V213H20V214H25V213H28L29 211H31ZM93 209V210H92ZM37 210V209H36ZM89 212H88V211ZM130 210L132 211V210H134V211H136V212H134V211H132L133 212V214H131L132 212H130ZM196 210H197V208H196ZM76 211V212H75ZM91 211H93V212H91ZM130 212V214H129V212ZM145 211H148V212H145ZM157 211V210H156ZM159 211V210H158ZM163 211V210H162ZM78 212V213H77ZM80 212V213H79ZM87 212H88V214H92L89 218H88V214H87ZM127 212H128V214H127ZM143 212H145V213H143ZM191 212V211H190ZM151 213V214H152ZM184 213V212H183ZM20 214L18 213H14V212H12L11 214H10V216L9 217H11V218H13V217H17L18 218V220H20V217H22V216H20ZM136 214L134 215V216H136ZM141 214V215H142ZM154 215V214H153ZM153 215H146V217L148 216V217H153ZM193 214H192V212H191V216H192ZM133 216V217H134ZM190 216V217H191ZM232 216H234V218L232 217ZM102 217V218H101ZM143 217H144V215H143ZM146 217L145 218H143V219H146ZM155 217V216H154ZM231 217H232V219H234V221L231 219ZM23 218V217H22ZM72 218V219H71ZM156 218V217H155ZM158 218V217H157ZM156 218V219H157ZM253 218V217H252ZM261 218V217H260ZM97 219V220H98ZM263 219V218H262ZM91 220V221H90ZM252 220V219H251ZM259 220V221H260ZM106 221V222H107ZM156 221H158V220H156ZM248 221V220H247ZM252 221H254V220H252ZM258 221V222H259ZM2 222V220H0V223ZM4 222H6V221H4ZM4 222H3V224H4ZM20 222H22V219H21V221ZM91 222V223H90ZM108 222H107V225H108ZM134 222V221H133ZM136 222H138V220H136ZM70 223V224H69ZM110 223H111V226H110ZM157 223V222H156ZM64 224H62L61 226H63L64 227ZM67 224H68V226H67ZM134 223H132V225H133ZM183 224L186 226V223H185V221L183 222ZM137 225V224H136ZM247 225V224H246ZM1 226V225H0ZM114 226V227H115ZM122 226V225H121ZM139 226V225H138ZM141 226H140V228H141ZM157 226H159L160 228H157ZM161 226H163V227H161ZM169 226V225H168ZM167 226V227H168ZM177 226H180V224H177V225H175V227L177 228ZM18 227V226H17ZM16 227V228H17ZM113 227V228H114ZM133 227V226H132ZM137 227V226H136ZM246 227V226H245ZM15 228V227H14ZM13 229L11 232H8L7 233V235L9 236V237H12V236H14V237H16L15 236V234H17L16 232H17V229ZM20 228V227H19ZM104 228V227H103ZM26 229V228H25ZM25 229L23 230V228L21 229V230H19V232L21 231H25ZM28 229H30V228H28ZM62 229V228H61ZM90 229V228H89ZM105 229V228H104ZM115 229V228H114ZM153 229V230H152ZM155 229V230H154ZM159 229H162V231L161 230H159ZM166 229V228H165ZM171 229V227L170 228H168V231ZM179 229V228H178ZM178 229H174L175 231H178ZM200 229V231L201 230H208V231H210V232H213L212 234H213V237L212 238H209V239H207V240H209V241H207L206 242V240H205V242H201V243H198V241L197 242H192V240H191V237H192V231H194V230H199ZM149 230H152V231H149ZM157 230V231H156ZM173 230V231H174ZM182 230V229H181ZM184 230V229H183ZM241 230H242V232H241ZM70 231V232H69ZM120 231H123V232H120ZM140 231V230H139ZM156 231V232H155ZM158 231H159V233H158ZM165 231V230H164ZM166 231H167V229H166ZM173 231H172V233H170L171 235L173 234ZM244 231V232H243ZM246 231H248V232H246ZM48 232H50V228L49 227H47L46 226V224H41L38 228H36V229H34L33 231H30V234H31V236H30V238H31V241H33V242H35V243H38V242H40L41 240H42V238L43 237H46L49 233ZM65 232H66V229H65ZM117 232H119V233H117ZM155 232V233H154ZM203 232V231H202ZM105 233H107V232H105ZM104 233V234H105ZM110 233V232H109ZM111 233V234H112ZM121 233V234H120ZM133 233H134V235H136V236H134L133 235ZM143 232H142V230H141V233H137V234H142ZM145 233V232H144ZM156 233H158L157 235H155ZM183 233V232H182ZM198 233H199V231H198ZM215 233V234H214ZM216 233H217V235H216ZM66 234V233H65ZM168 235H170L169 234V232L167 233ZM166 234V235H167ZM201 234V233H200ZM206 234V233H205ZM205 234H203V235H205ZM165 235V234H164ZM165 235V236H166ZM195 235V234H194ZM203 235H201V238L203 239ZM222 235H224L223 237H221ZM225 235H226V237H229V238H231L230 240H232L233 242L235 241V240H237V241H235V243L236 244H234L235 246H233V244L229 241V239H228V242H230L229 244H228V242H226V240H227V238L225 237ZM244 235H249L248 237H252L251 238V243H250V241H248V242H244V241H246V237L245 238H242V239H239V238H237V237H240V236H244ZM7 236V237H8ZM145 236V235H144ZM181 236V237H180ZM255 236H262L261 237V239H258L257 237V241L256 242H254L253 240H254V238H255ZM88 237V236H87ZM87 237L85 238V236L83 237V241L84 242H82V245H84V248H87L88 250H95V251H97L98 250V252L101 250L102 252L104 251L105 252V250H103V248H104V246L106 245V243L108 242L104 237H107V236H102V235H99L98 237H96L97 238V241H95L94 243H93V241L91 242V241H89L88 239H87ZM91 237V236H90ZM141 237H143V236H141ZM168 237V236H167ZM174 237V236H173ZM205 237V236H204ZM208 237H210V236H208ZM224 237L226 238V239H224ZM254 237V238H253ZM144 238V237H143ZM143 238H141V239H143ZM171 238V237H170ZM205 238H207V237H205ZM235 240H234V239ZM260 238V237H259ZM13 239V238H12ZM86 239V240H85ZM134 239V241H132L131 242V240H133ZM145 240H146V238H144ZM143 239V240H144ZM148 239V241H153L154 239H150V238H147ZM158 239H159V236H158ZM162 241L165 243V245L167 246V244L166 243H168V241L169 242H171V240H173L172 238L170 239V240H168L169 239V237L167 238V240L168 241H166L165 242V240H166V238H163L162 237ZM165 239V240H164ZM244 239V240H243ZM249 238H247V240H248ZM75 240V241H74ZM87 240L89 241V243L87 242ZM144 240V241H145ZM154 241V242H157L158 243V241L160 240H157V241ZM244 242H242V241ZM136 241V242H135ZM147 241V242H148ZM262 241V240H261ZM131 242V243H130ZM140 244H142L143 242H141V241H138ZM146 241L144 242V243H147ZM154 242H150V244H152V243H154ZM162 242V243H163ZM263 242V243H262ZM261 242V244H260V241H259V245H264V240ZM74 243V244H75ZM139 243H137L138 244V246H139ZM245 244V245H247L246 243H250L251 244V246H250V249L251 248H253V251H252V249L251 250H247L248 249V247L247 248H245L244 247V249L245 250H247V251H245V250H241V248H239V246L240 245H243V244ZM76 244H75V246H76ZM85 244H87V247H86V245ZM123 244V243H122ZM126 244V243H125ZM155 244V243H154ZM174 243H173V241H172V243H171V245H173ZM177 244V245H178ZM228 244V245H227ZM254 244V245H253ZM256 244V245H255ZM175 245V244H174ZM173 245V246H174ZM189 245V246H188ZM127 246V247H128ZM150 246V245H149ZM148 246V247H149ZM158 246V245H157ZM156 246V244L154 245V247H157ZM168 248H170L171 246L168 244ZM176 246V245H175ZM80 247V246H79ZM106 247V246H105ZM137 247V246H136ZM140 247H141V245L139 246V249H140ZM146 247V246H145ZM143 248H144V246H143ZM147 248V247H146ZM151 248H153V244H152V246H150L149 247V250L151 249ZM161 248V247H160ZM167 248V253H173V252H169V250L170 251H173V250H171V249H173V248H175V247H171L170 249H168ZM258 248H261V249H259L258 250ZM77 249H78V247H77ZM106 249V248H105ZM108 249V248H107ZM130 249V248H129ZM129 249L127 248V253L129 252ZM154 249V248H153ZM156 249V248H155ZM159 249V248H158ZM164 249H165V247H164ZM238 249V250H237ZM109 250V249H108ZM111 250V249H110ZM134 249H132V251H133ZM137 250V249H136ZM148 250V249H147ZM152 250V249H151ZM162 250V249H161ZM237 250V251H236ZM239 250H241V251H239ZM15 251V250H14ZM79 251H81V250H79ZM94 251V252H95ZM101 251H100V253H101ZM118 251H119V253L120 252H122V251H120L119 249H118ZM131 251V250H130ZM132 251L129 253L133 258H136L135 257V255L133 256V254H131L132 253ZM139 252H140V250H138ZM142 251V250H141ZM74 252V251H73ZM94 252L92 253V254H94ZM134 252V251H133ZM143 252V251H142ZM141 252V253H142ZM151 252V251H150ZM9 253V252H8ZM7 253V254H8ZM14 253V252H13ZM13 253H11L8 257H7V259H5V262L3 263V264H24L23 262L22 263H20L19 261H16L15 260V255H13ZM72 253V252H71ZM81 253H85L84 251H81L80 253H78L76 256H78V257H80L79 256V254H81ZM108 253V252H107ZM106 253V254H107ZM113 253V252H112ZM118 253V252H117ZM137 253V252H136ZM76 253H74V255H75ZM89 254H90V256L88 257H86V256H84V258L83 259H81V257L80 258H76V259H81V260H83L84 261V259H88V261H92V260H94L95 259V256L93 257L94 259H92V257H91V253L89 252ZM88 254V255H89ZM109 254H111V252L110 253H108V255L107 256H109ZM121 254V253H120ZM126 254V253H125ZM128 254V255H129ZM138 254H140V253H138ZM137 254V255H138ZM148 254V253H147ZM146 253H145V255H147ZM164 254V253H163ZM174 254V253H173ZM103 255V254H102ZM127 255V256H128ZM142 255V254H141ZM145 255H143V256H145ZM160 255V254H159ZM81 256H83V255H81ZM142 256V257H143ZM150 256H152V255H150ZM164 256H165V254H164ZM110 257H111V255H110ZM109 257V258H110ZM122 257H123V253H122ZM124 257H125V255H124ZM132 257L130 258V259H132ZM139 257H140V255H139ZM138 256H137V258H136V260L139 258ZM141 257V259H140V262H141V260H143V258ZM146 257V256H145ZM154 256H152V258H153ZM163 257V256H162ZM167 257V256H166ZM103 258H104V255H103ZM128 258L129 257H127V260H128ZM149 259H150V257H148ZM152 258H151V260H152ZM199 258V257H198ZM108 259V258H107ZM145 260L147 259V258H144ZM168 259V258H167ZM166 259V260H167ZM12 260H14V261H12ZM105 260V259H104ZM118 260V259H117ZM122 260V259H121ZM135 260V261H136ZM139 260V259H138ZM153 260H154V258H153ZM158 261H159V259H157ZM162 260V259H161ZM169 260V259H168ZM174 260V261H173ZM34 261V260H33ZM38 261V260H37ZM86 261V260H85ZM84 261V262H85ZM95 261H97V260H95ZM129 261V260H128ZM131 261V260H130ZM133 261V260H132ZM144 261V260H143ZM147 261V260H146ZM150 261V260H149ZM155 261V260H154ZM157 261V262H158ZM195 261H197V259L195 260ZM216 261H219V263H217ZM3 262V261H2ZM30 261H28V263H29ZM74 262V261H73ZM83 262V263H84ZM87 262V261H86ZM110 262H112V261H110ZM121 262H123V260L121 261ZM159 262H161V261H159ZM167 262V261H166ZM165 262V263H166ZM200 262V261H199ZM74 263H76V262H74ZM88 263V262H87ZM89 263H91V262H89ZM88 263V264H89ZM93 263H94V261H93ZM96 263V262H95ZM106 263V262H105ZM133 264H135V263H137V262H132ZM139 263V262H138ZM143 263V262H142ZM142 263H140V264H142ZM144 263H145V261H144ZM143 263V264H144ZM183 263V262H182ZM187 263V262H186ZM185 263V264H186ZM192 263V262H191ZM202 263H203V261H202ZM201 262H200V264H202ZM27 264V263H26ZM34 264H37V263H34ZM79 264H81V263H79ZM92 264V263H91ZM97 264H98V262H97ZM113 264V263H112ZM146 264V263H145ZM148 264V263H147ZM159 264H161V263H159ZM189 264V263H188ZM194 264H196V263H194Z\"/></svg>",
  "mask_w": 264,
  "mask_h": 264
}]
</instances>
